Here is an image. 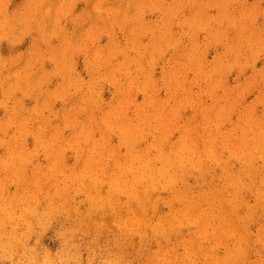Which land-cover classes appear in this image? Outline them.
Instances as JSON below:
<instances>
[{"label": "rangeland", "instance_id": "1", "mask_svg": "<svg viewBox=\"0 0 264 264\" xmlns=\"http://www.w3.org/2000/svg\"><path fill=\"white\" fill-rule=\"evenodd\" d=\"M0 1L2 2V3L0 2V7H1V9H0V15H1L0 16V21H1L0 23H1V25L0 26L2 27V28L0 27V51H1L0 53H2L0 55V60H3V61H0L1 62L0 70L2 69L0 71V117H1V119H0V124H1L0 132L2 131L0 133V135H1L0 136V142H1L0 143V159H1L0 160V173H1L0 174V199H1L0 200V220H1L0 221V223H1L0 224V264H228V263L229 264H249V262H251V264H264V237H263L264 236V230L262 232V229H261V225L264 224V221H263V219H264V210H263L264 208L263 207L264 206H262V204L264 205V201H263L264 197L261 196L264 194V178H263L264 177V157H263L264 156V153H263L264 149H262L264 147L263 146L264 145V139H263L264 138V29H263L264 28V25H263L264 24L263 23L264 22V0H257V1L256 0H213V2L211 0H207V2L210 1L209 5L206 2V0H185V1L181 0L182 2H180V0H164V1L163 0H146V1L142 0L143 4H144V1L146 2L144 4L145 7L141 3L142 1H140V0L139 1L138 0H130L128 2V4H127L128 0H126V1L125 0H103V3H101V0H95L97 2H95L94 0H84V1L83 0H75V2L73 0H71L72 1L71 2L69 0L70 3H69V1H65V0L63 1L62 0L61 3L64 2L63 3L64 5H62L60 3V0L59 1L58 0H50V3L52 4V6H51V4H49V0H43L42 3L41 2L39 3V1H41V0L37 1L38 3L36 2V0H34V2L33 1L31 2V0H27V1L26 0H0ZM5 1H7V2H5ZM93 1L95 2V4L98 3V5L97 4L95 5L96 7L93 6V4H92ZM133 1L134 2L137 1L138 5L135 4L136 2L134 3ZM156 1H157V3L158 2H160V3L157 4ZM29 2H30V7H28ZM35 2L37 4L36 6H35ZM73 2L75 4L74 5L75 7L72 5ZM117 2L119 4H117ZM3 3L4 4L7 3V8H8L7 12H6V7L4 8V10H2L3 6H5V5H3ZM16 3H17V5H16ZM46 3H47V5H49V7L46 5ZM58 3H60V6L61 5L64 6V8L65 7L67 8V6H68L67 3H69V6L67 9H64V8H61L62 6L60 7V6L56 5ZM66 4H67V6H65ZM107 4H109L108 7H107ZM111 4H112V6L110 8ZM115 4H116V6L118 5L117 9H116V6H114ZM26 5L28 8L26 7ZM100 5H101L102 9H100ZM103 5H105V8H103ZM179 5H181V6L178 7ZM201 5H203V6H201ZM33 6H35V7H33ZM56 6H58L57 9H56ZM72 6H73V8H72ZM97 6H99V8H97ZM124 6H125V8H124ZM133 6H134V8H133ZM44 7L46 9H44ZM59 7L62 10L58 9ZM69 7H71L74 12H72V10L69 11L68 10ZM175 7H176V9H175ZM195 7H198L199 10L201 8L203 10V13L201 10V11H199V13L200 12L201 13L196 15V13H198V10H197L198 8L196 9ZM203 7L207 11L204 12ZM239 7H241V8H239ZM22 8L25 10L29 9V11L24 10L25 12L22 11V13H20V11L23 10ZM33 8H35V9H33ZM74 8H76V9L74 10ZM219 8H222L221 9L222 11L219 10L221 12H227L228 11L231 14L230 15L231 17L236 16V17H234L235 19L238 18V20H239V18L241 16V20H239V21H243V23H244L243 29L241 31L236 30V28L238 26H234V24H232L227 18L218 17V16H221L220 15L221 13L218 12ZM224 8L226 11L223 10ZM238 8H239V10L244 8L243 10L245 13L243 12V10L239 11ZM40 9H42L43 11L42 10L39 11ZM114 9H116V10H114ZM134 9H137L138 11L135 10V13H133ZM164 9H165V11H164ZM178 9H180L179 12H178ZM57 10H59V11H57ZM65 10H67V11H65ZM96 10L99 12L98 16L100 19L99 23H98V28L95 27L97 25L98 21L97 22L94 21V19H96V17H97V11ZM105 10L107 11V13L104 12ZM190 10L192 12L193 11L194 12L190 13L191 12ZM196 10H197V12H196ZM231 10H233V14H232ZM236 10L238 12H235ZM62 11L66 12L65 13L66 17L64 16L65 15L64 12H62ZM82 11H83V13H85V15L82 13ZM117 11H119V14ZM126 11H128L129 14ZM144 11H145V13H144ZM5 12L8 14L7 17H6ZM32 12H34L35 15H33L34 13L32 14ZM44 12H46V13L48 12V13L46 14ZM55 12H58V13L60 12L59 16L61 15V13H63V15L59 17L57 15L58 13H56V15H55ZM70 12H72L73 16L70 14ZM123 12H125V13H123ZM217 12H218V14H217ZM262 12H263V14H262ZM10 13H13V14H10ZM19 13H20V16L18 15ZM29 13L33 16L29 15ZM136 13L139 17L135 16ZM176 13H178V14H176ZM240 13L242 15H240ZM243 13L246 16H244ZM106 14H108L109 18L107 17ZM109 14H110V16H109ZM120 14L122 17H120ZM191 14L193 16H195L194 17L195 19L194 18L188 19L189 16H190V18L193 17ZM234 14H236V15H234ZM13 15L16 17V18L14 17L15 19L13 18ZM24 15L25 16L28 15V17H25ZM41 15H44V16H41ZM46 15L48 17H45ZM53 15L58 17L59 22H58L57 18H53ZM74 15H75V17H74ZM80 15L81 16L84 15V16H82L83 18L80 17ZM129 15H130V17H129ZM133 15L136 18L133 17ZM202 15H203V17H201ZM21 16L22 17L24 16L27 19H25L24 17L22 18ZM19 17H21L23 20H20L21 18L19 19ZM40 17L42 18L43 21L40 19ZM43 17L45 20L43 19ZM161 17L162 18L164 17V19H162ZM165 17H166V20H165ZM196 17H197V19H196ZM200 17H201V19H200ZM101 18H103L104 20ZM114 18H116V19H114ZM120 18H122L124 23L122 22V20ZM127 18H129V19H127ZM172 18H173V20H172L173 22L171 21ZM206 18H208V19L206 20ZM222 18H223V20H222ZM24 19L27 21H25ZM76 19L79 22H77ZM182 19H183V21H182ZM210 19H212V20L210 21ZM218 19L222 20L224 22H222V24H221V22ZM5 20L7 21V23L3 22ZM37 20L39 22H37ZM75 20H76V22H75ZM82 20H84V22ZM96 20H98V18ZM111 20L115 23H113ZM169 20H170V22H169ZM208 20H209V24H207ZM9 21H11V23H9ZM54 21H55V24H65L66 25V26L62 25V27H61V29L62 28L64 29V32L62 31L63 29L61 30L57 25H54V26L52 25V24H54V23H52ZM154 21H155V25L153 27L152 23H154ZM72 22H75L76 24L72 23ZM107 22H109V24ZM134 22H136V23H134ZM180 22H184V23H182L184 25H181ZM38 23H39V25H38ZM110 23H112L111 26H110ZM204 23H206V25ZM42 24H45L42 27L43 30L41 28ZM131 24H133L132 26H135V24L137 26L139 25L138 28L140 29V31L136 26L135 27L130 26ZM230 24L232 25V27L230 26ZM89 25L92 28H90ZM92 25H94V26H92ZM142 25H143V27L141 28ZM201 25L203 28H201ZM25 26H27V28H30V29H28V30L25 29ZM38 26H40V27H38ZM55 26H57V27H55ZM63 26H65V27H63ZM109 26H110V28H109ZM112 26L114 27V29H112ZM124 26L125 27L127 26L126 29ZM162 26H164V27L162 28ZM168 26H170V27H168ZM171 26H172V28H171ZM255 26H257V27H255ZM4 27H6V28H4ZM45 27H47V28H45ZM68 27H69V29H68ZM131 27H132V30H129V29H131ZM151 27H152L153 31H152V29H150ZM48 28L49 29L51 28V31H49ZM53 28L56 29V32H55V29H53ZM84 28H86V29L88 28L89 30L88 29L86 30ZM123 28H124V30H123ZM168 28H170L171 30L170 29L168 30ZM195 28L196 29L198 28L197 29L198 31ZM6 29H7V31H6ZM46 29H47V31H45ZM59 29H60V31H59ZM65 29H67V30H65ZM79 29L81 31L83 30L82 31L83 34L81 33V31ZM100 29L102 31H100ZM190 29H192V31ZM219 29H221V30H219ZM237 29H239V27ZM29 30L30 31L32 30V31L30 32ZM133 30L134 31L137 30V31L134 32ZM23 31L25 33L29 32L31 34L27 33L26 37H25L24 36L25 33ZM38 31H40V33ZM86 31L87 32L90 31V32H88L89 33L88 35L85 34ZM131 31L133 32V34H130ZM166 31H167V33H166ZM247 31H249V32H247ZM3 32H5L4 33L5 36L3 35ZM95 32H98V33H95ZM100 32H102V33H100ZM250 32L252 35L250 34ZM57 33H59V35ZM66 33H67V35H66ZM99 33H100V35H97ZM128 33L131 36H134V37H132L133 39L135 38L134 41L132 38L129 37L130 35ZM136 33H137V35H135ZM22 34H24V35L22 36ZM31 35H33V36H31ZM50 35H52V36L54 35V37L52 38V36L50 37ZM57 35H58V37H57ZM62 35L64 36V38L61 40ZM65 35L67 36V38L65 37ZM68 35H69V37H68ZM114 35H116V36H114ZM161 35H162V37L160 38V40H158ZM164 35L167 37H165ZM221 35H222V37L220 39ZM225 35H226V37H225ZM15 36H16V39L14 38ZM47 36H48V38L45 40V38ZM83 36L86 37L85 41H87V38L89 36V38H88L89 40L87 42L83 41L84 40ZM192 36H194V37H192ZM246 36H248V37H246ZM81 37H83V38L81 39ZM115 37H117V38H115ZM140 37H142L143 39H141ZM170 37L172 38L173 41H170L171 40ZM95 38L97 39L96 41H95ZM118 38H119V40H118ZM250 38H253V39H250ZM25 39H26V41H24ZM32 39H33V41H31ZM48 39H54V40L50 41ZM105 39L108 40V41L106 40L107 42H109V41L111 42L112 40H114L113 42H111V44H114V43H116V44L111 45V44H109L110 43L109 42L108 44L110 46L107 44L109 46L108 47L106 45L107 42H104ZM115 39H117L118 41ZM139 39H140V41H139ZM14 40L15 41L18 40L17 41L18 43L16 42L15 45L11 43V41H14ZM135 40L137 41V44H136ZM176 40L178 42L180 41L181 43H178V42L176 43ZM43 41H45V42H43ZM60 41H63L61 43H63V45L65 47L64 46L62 47V44L59 43ZM65 41H67V42L65 43ZM80 41H81V43H80ZM82 41H83V44L89 43L88 44L89 46L88 45H82ZM119 41H120V43H119ZM155 41L157 42L156 44H155ZM188 41L193 42V43H190V44H193L192 48L190 45L187 44ZM55 42H57V43H55ZM34 43H36V45H37V43H39L38 46H40V48L41 47L42 48L41 49L38 48L39 50H37V51L34 50L35 48H32V47H38V46L34 45ZM40 43L42 46L40 45ZM78 43L80 45H82L81 48H80V45ZM138 43H140V46L138 45ZM163 43H164V45H163ZM73 44H77V46L73 45ZM133 44L134 45L136 44V45L133 46ZM50 45L52 48L50 47ZM96 45L101 46V47L99 46L100 48L99 47L96 48L98 50L100 49L99 52H97V54H99L100 56H98L97 54H93V53H95L94 47H97ZM186 45H188V46H186ZM54 46H56V47H54ZM111 46H114V48H112ZM174 46H176V48ZM185 46H186V49H185V54H184L183 51H184ZM214 46H217L218 48L214 47ZM67 47H68V49L72 50V51H69V53L71 52L70 54H72V52L74 51V54H72L73 57L70 58V59H74V60H72L73 62L69 59V57H71V56L70 55L68 56L69 53H68ZM89 47H90V49H89ZM147 47H148V49H147ZM149 47L150 48L152 47L153 50L150 49ZM164 47H165V49H164ZM234 47L236 48V50H234L235 49ZM49 48L52 49L53 53H51L49 51V55H48L47 50ZM87 48H88V50H86ZM101 48H102V50H101ZM105 48L107 50V53H106ZM142 48H143L144 52L141 50ZM181 48H182V51H181ZM188 49H190V50H188ZM28 50H30V51H28ZM40 50H42V52ZM89 50H90V52L88 53ZM178 50L181 51V53ZM226 50H228V51L226 52ZM33 51H34V53H33ZM35 51H36V53H35ZM55 51L58 52L59 54L55 53ZM113 51H115V52H113ZM141 51H142V53H140ZM192 51H193V53H190ZM91 52H93L92 54L94 56L96 55L97 57L91 56ZM148 52H149V54H148ZM175 52H177V53H175ZM186 52H187V54L189 52V54L187 55ZM19 53H20V56H19ZM21 53H22V56H21ZM29 53H31V54H29ZM105 53H106V55H105ZM152 53H154L153 57H152ZM33 54H37V55H33ZM44 54H45V56L46 55L47 56L45 57ZM109 54H111V55L109 56ZM14 55L17 58H14ZM32 55H33V57L36 56V57H34V60H33ZM103 55H104V57L102 59ZM184 55H186L185 56L186 58L184 57ZM193 55L195 57H197L198 60L200 59L199 63L195 64L193 62L194 63L193 64L192 62L189 61V60H191V58H192L191 56H193ZM29 56H30V58H29ZM107 56H109V57L106 58ZM147 56H148V58H146ZM19 57H20V59L18 61ZM26 57H28L27 60H25ZM31 57H32V59H31ZM43 57H45L44 60H43ZM88 57H90V58L88 59ZM171 57H173V58H171ZM35 58L37 61H35ZM95 58H97L96 61L99 58L98 63L100 62L99 63L100 66L98 64H94L96 62H92L95 60ZM111 58H112V60H111ZM125 58H126V60H125ZM132 58H133V60H132ZM151 58H152V61H151ZM13 59H16L14 63H13ZM127 59L128 60L130 59L131 62L129 63V61ZM172 59L174 62L172 61ZM182 59L183 60L185 59V61H183ZM10 60H12V61L10 62ZM28 60H29V62H28ZM41 60H43L45 63L43 61L41 63ZM186 60L188 62H186ZM31 61H33V62L31 63ZM67 61L70 62L69 65H68L69 62H67ZM102 61L105 63H103ZM142 61H143V63H141ZM26 62H28V63H26ZM71 62H72V64L74 63V68L72 67L73 65L71 64ZM126 62L131 64V66H128ZM6 63H7V66H6ZM21 63L24 64L25 68L26 67L28 68V69L26 68L27 71L24 70L25 69L24 67H21ZM110 63L112 64V66ZM115 63H117V64L115 65ZM172 63H174V65ZM200 63H203V64H201V66H200ZM13 64H15V65H13ZM186 64H187V66H186ZM198 64L200 67H203L202 70H201V68H199V70L197 68H195V67H198ZM43 65H44L45 69L43 68ZM118 65L120 68H118ZM142 65H145V66L142 67ZM182 65L184 66V68L182 67ZM193 65H195V66H193ZM40 66L43 69V71L45 70L44 72H45L46 76H45L44 72H41L42 70H41ZM46 66H48V67H46ZM109 66H111L110 70H113V71L109 70V68H108ZM125 66H126V68H125ZM188 66H189V68H188ZM8 67H9V69H8ZM36 67H37V69H36ZM55 67H58V68L55 69ZM65 67H66V69H65ZM87 67L89 69H87ZM128 67H131V68L129 69ZM6 68H7V70H6ZM11 68H12V70H11ZM107 68H108V71L106 70ZM13 69H16V70L18 69L17 71L21 72L22 74L17 73L16 71H14V73H13ZM136 69H138V70H136ZM171 69H173V70H171ZM176 69L178 71H176ZM195 69H196V71H193ZM115 70H117V71H115ZM147 70H148V72H147ZM170 70L173 72H170ZM200 70H201V74H200ZM3 71H5V72H3ZM32 71L34 72V74ZM82 71H84V72H82ZM174 71L177 74L176 77H175V74H173ZM206 71H207V73H205ZM58 72H59V74H58ZM110 72H112V73L110 74ZM145 72L148 74H146ZM1 73H3L4 76ZM41 73L44 76V78H43V76H40ZM81 73H83L84 75ZM28 74L29 75L31 74V75L29 76ZM37 74H38V77L40 76L43 80L41 78H38ZM107 74L110 76H108ZM112 74L114 76H112ZM12 75L14 77L16 76L15 78L18 81H16ZM48 75L49 76L51 75V77H49ZM75 75H76V77H75ZM129 75L133 76L132 77V79L134 78L133 81L130 78L131 76L129 77ZM178 75H180V78ZM126 76H128V77H126ZM145 76L147 78H145ZM150 76H151V79H150ZM113 77H115V78L113 79ZM141 77H144V80L141 79ZM171 77H174V78H171ZM22 78L24 80H22ZM30 78L32 80H30ZM40 79L43 81V82H41L42 84L41 83L39 84V83H37V81H35V80L39 81ZM49 79H51V80H49ZM81 79L83 80V82ZM173 79H175V80L173 81ZM14 80H15V83H13ZM21 80H22V82H21ZM65 80H66V82L64 83ZM67 80H69V82ZM80 80H81V82H80ZM99 80L101 81V83ZM103 80H104V82H103ZM125 80L127 81L128 84L122 85L123 83H125ZM128 80H130V81H128ZM142 80L145 83L147 82V84L143 83ZM7 81L10 84H13V85H10V87H9L10 90H7V89H9V88H7L9 86V83H7ZM62 81H63V83H62ZM138 81H142V82H138ZM171 81H173V82H171ZM175 81H176V83H174ZM184 81H185V83H184ZM129 82L131 85H129ZM181 82L184 84H182ZM35 83L37 84V86L35 85ZM66 83L67 84L71 83V85H67ZM137 83H139V84L143 83L142 84L143 87L140 85L142 87V90H141V87L139 85H137ZM14 84H16V86H14ZM81 84L83 87L81 86ZM152 84H154V85H152ZM90 85H91V87H90ZM204 85H206V86H204ZM5 86H7V87H5ZM69 86L71 87V90H70ZM126 86H128L130 88H127ZM179 86H181L180 87L181 89H179ZM29 87H31L32 89H30ZM23 88H24V90L26 88V90L24 91ZM28 88H29V92L27 90ZM45 88L48 89L47 95L45 92V90H47V89H45ZM176 88H178L179 90ZM93 89H95V90H93ZM128 89H130V90H128ZM152 89L154 90L153 91L154 94H156V93L158 94L157 96L153 95V93L151 91ZM126 90H128V91H126ZM147 90H148V92H147ZM155 90H157V91H155ZM113 91L115 92V94ZM5 92H8V94ZM9 92H12V93L9 94ZM24 92H28L29 94L24 93ZM116 92H119V95L117 93V96H120V97L123 96L122 98H119L121 100V102L117 98ZM151 93H152V95H149ZM166 93H167V95H166ZM183 93H184V95H183ZM6 94L8 95V97ZM21 94H22V96H21ZM30 94H32V96ZM33 94L35 97L33 96ZM49 94H50V96H48ZM128 94L131 96H129ZM176 94H177V96H176ZM186 94H188L187 95L188 97L186 96ZM27 95H28V97H27ZM36 95H37V97H36ZM43 95H45L44 97H46V99H44V97H42ZM58 95H59V97H58ZM20 96L22 99L20 98ZM39 96H40V98H39ZM47 96H48V99L50 102L48 101ZM82 96H83V98H82ZM124 96H125V98H124ZM150 96L152 97L151 99H149ZM78 97H80V98H78ZM96 97H98L99 99L97 100ZM127 97L130 101L128 99H126ZM129 97H131V98H129ZM23 98H24V100H23ZM50 98H52V99H50ZM69 98H71V99H69ZM123 98H124V100H123ZM145 98H148V99H145ZM180 98H182V99H180ZM67 99H69V100H67ZM74 99H75V101H74ZM109 99H110V101H109ZM131 99H133V100L131 101ZM143 99L145 101H143ZM156 99L158 101H156ZM178 99H180L182 102H180V100H178ZM80 100L82 102L81 105L79 104ZM100 100H101V102H100L101 105H99ZM159 100H160V102H159ZM177 100H178L179 104L177 103ZM19 101H21L23 103L20 104ZM40 101H41V103H40ZM114 101L117 103H115ZM17 102L20 104V109L18 108L19 106L18 107L16 106L18 104ZM48 102L49 103L52 102V103L50 105H47V104H49ZM88 102L90 105L87 104ZM108 102L111 103L112 107ZM118 102L121 103L120 104L121 106L119 105ZM25 103H27V104H25ZM43 103L46 105H44ZM68 103H70V104L68 105ZM74 103L76 104V106ZM141 103H142V105H141ZM182 103H183V105H182ZM200 103H202V104H200ZM22 104L24 107L21 106ZM55 104H56V106H55ZM72 104H74V105H72ZM77 104H78V106H77ZM91 104H92V106H91ZM173 104H174V106H173ZM180 104L182 105V106H180L181 108L179 107ZM39 105H41V109H40ZM37 106H38L39 110L36 108ZM72 106H74V107L72 108ZM107 106L108 107L110 106V107L108 110H105L108 108ZM124 106H125V109H124ZM156 106H158V107H156ZM214 106L215 107L218 106L216 108L218 111H220V114L219 113L217 114V110L214 111L215 110ZM22 107H23V109H22ZM199 107L204 108V110H201ZM220 107H222L221 109H223V111L220 110ZM17 108H18V110H17ZM63 108H64V110H62ZM69 108H71V109H69ZM77 108H79V109H77ZM113 108H116L117 110L115 111V109H113ZM173 108L174 109L178 108V110L176 111V109L174 110ZM207 108H209V109H207ZM65 109L69 110V111L71 110L70 111L71 113L73 111L72 109H74L76 112L73 111L72 114L69 112L70 113L69 114V113H66L68 111H65ZM101 109H102L103 114L101 112ZM27 110H29L31 113ZM43 110H45V111H43ZM78 110L79 111L81 110L80 113L78 112ZM120 110H122V111H120ZM142 110L145 112L144 116H143L144 112L142 113ZM25 111H26V113L23 114V112H25ZM62 111H64L63 113H66V116L62 113ZM104 111H107V113ZM111 111L113 113L114 112L118 113V115H113ZM205 111H206V113H205ZM121 112H122V114H121ZM203 112L205 115H202ZM212 112H214L216 115H214V113L211 114ZM86 113L90 116H88ZM94 113H96V114H94ZM116 113H114V114H116ZM1 114L3 115V117ZM6 114H8L9 117L5 116L6 118L4 119V115H6ZM26 114L28 116L33 114V115H31L32 118L31 117H30L31 119L27 118ZM148 114H149V117H147ZM48 115H51V116L48 117ZM67 115L69 116V118ZM70 115H71V117H73L72 119L70 118ZM101 115H102V117H100ZM42 116H45L46 118L42 117ZM84 116H86L87 118H85ZM93 116H95V119ZM165 116H169V117H167L169 122L167 121V118H165ZM17 117L19 118V120ZM51 117H53L54 122H53ZM74 117L76 119H74ZM79 117H80V119H79ZM88 117H89V120L92 119L94 121L93 122L91 120L93 123H98L97 127L95 126V124H92L90 121L87 123ZM143 117H145V118H143ZM40 118H43L45 122L43 121V119H42L43 122H41ZM66 118L68 121L66 120V123H65L66 128H65L63 126L64 125L63 122L65 121ZM83 118H85V119H83ZM121 118L124 119L125 125L127 124V127H131L129 130L126 131V134H124V135H120V134L118 135L117 134L120 132V129H118L116 127L118 126L117 124L121 120ZM206 118H208V120ZM16 119H17V121H15ZM45 119H47V120H45ZM49 119H50V121H49ZM149 119H151V120L149 121ZM20 120H21V122H20ZM36 120L39 121V123L41 122L40 123L41 127L38 125L39 123H37ZM157 120H159V121H157ZM256 120L258 122H256V124H255L254 122ZM71 121H73V122H71ZM81 121H83V122H81ZM96 121H98V122H96ZM102 121L104 122L103 125H102ZM156 121L158 124L155 123ZM165 121L167 122L166 123L167 126L165 125ZM80 122H81V126L79 127ZM8 123H9V125H8ZM69 123H71V124H69ZM89 123H91V125ZM138 123H139V125H138ZM16 124H19V126ZM36 124H37L38 128H37ZM57 124H60V125H57ZM154 124H156L157 126L155 127ZM257 124L258 125L260 124V125L258 126ZM75 125L77 126L76 128H75ZM104 125H105V127H104ZM255 125H257L258 128H260V131L257 130L258 128ZM45 126H47V127L51 126L49 129V132H48L47 127H45ZM91 126H93L95 128V131H94V128H91ZM136 126H137V128H136ZM32 127H34V128L32 129ZM52 127H55V128L52 129ZM87 127H89V131L91 133V134H89V131L85 130V131H87L86 132L87 134L85 136L89 137L88 142L85 140L86 137L84 136V134H85L84 129H88ZM111 127L114 128V130ZM164 127H165V129H164ZM167 127H169V129H167ZM8 128H9V130H8ZM40 128H41V132H40ZM100 128H102L103 130L101 131ZM104 128L107 131L106 133H105ZM107 128H108V130H110V129H112V130L108 132ZM132 128L136 132H133ZM143 128L146 129L145 130L146 132L143 131L144 130ZM183 128H184V130H183ZM74 129L76 130V134H75ZM153 129H154V131H153ZM185 129H187V130H185ZM189 129H190V131H189ZM7 130L10 132H8ZM25 130H27V131H25ZM34 130H35V132H34ZM70 130H71V133H70ZM77 130H78V132H77ZM161 130H162V132H161ZM194 130L196 131V136L194 135L195 134ZM16 131H17V133H16ZM44 131H45V133H44ZM166 131L169 132V134ZM180 131H181V133H182V131L184 133V134L182 133L183 135L182 134L181 135L185 139L183 144L186 145L184 148V151H183V153L185 155L184 156L185 161L183 160L184 162H183L182 166H176V163L173 166L171 165V168H170L171 169L170 170L171 175L170 176L171 177L173 176V179H174V180L172 179L173 182L171 180L170 182H168L169 185L168 184L166 185L165 183H163L162 178L160 179L159 176L156 175V177L154 176L153 179L157 180L156 182L158 184L154 183L155 181L152 179L151 184L149 185L148 182L146 181V178L143 176V177H141L142 178L141 182L143 181L144 183L143 182L138 183L137 187H135V188H137V191L135 190V192L132 195L133 200H130L129 196L131 197L132 193L130 195H127L126 192L119 190V185H124L125 182H127L132 175V172L130 169L131 167L129 168L128 165H130V164L132 165L131 161H133L134 164L132 166L136 165V167H139V166L146 165L145 163H147L146 161L148 160L151 162L150 163L148 162L147 164H150V166H152L153 168H156V170L154 169V172H156V174H157V170L160 169V167L162 165L161 159L160 158L158 159V157H156V156H158L157 153H159L160 151H162L163 153L164 152L166 153V151L169 148L170 150H168L167 153L170 154L171 156H173L174 155L173 150H175V147H177L176 143L179 145V147H181L180 144L183 141V138L181 137V135L179 136ZM50 132L51 133L55 132V133L54 134L52 133V135H51ZM92 132H94V134ZM98 132L102 133V135H105V137L104 136L101 137L102 135H100ZM127 132L130 135L127 134ZM187 132H189V133H187ZM36 133H39V134H36ZM48 133H50V134H48ZM103 133H105V134H103ZM109 133L110 134L112 133V135H109ZM134 133H136V136L134 135ZM161 133H163L162 134L163 138H160ZM191 133H192V135H191ZM256 133H258V134H256ZM45 134L47 135V137ZM69 134L71 136H69ZM74 134L76 136L75 137L76 139H74ZM164 134H166L165 135L166 137L167 136L168 137L171 136V137L170 138L167 137L168 139H166ZM260 134L262 136H259ZM44 135H45V137H44ZM48 135H49V137H50V135L52 137L50 140H49ZM72 135H73V139H72ZM93 135H95V136H93ZM132 135L135 137H133ZM143 135H145V136H143ZM57 136H60V137L57 138ZM119 136L121 137V140L119 139L120 138ZM129 136H131V137H129ZM65 137H67L68 139H65ZM69 137H70V139H69ZM90 137L95 139V140L90 139ZM156 137L158 139H156ZM180 137L182 138L181 142H179L180 141L179 139L176 140V138H180ZM203 137H205V138H203ZM28 138H30V139H28ZM111 138H112V140H111ZM134 138H136V140ZM191 138H192V140H191ZM207 138H209V140H208L209 143L206 141ZM98 139H99V141L101 140L103 143L99 142ZM102 139H105L104 141H105L106 145ZM132 139H134V141H132ZM165 139L167 140V142ZM197 139H199V140H197ZM37 140H39L41 143H39ZM65 140H67L66 144H65ZM68 140L69 141L71 140L73 142H69ZM75 140H76V142H75ZM91 140H92V142H91ZM129 140H131V141H129ZM260 140L263 142H260ZM14 141L17 142L18 144H20V145H18V147L20 149L17 148V143H15ZM53 141H54V143H53ZM96 141H97V143H96ZM136 141H137V143H136L137 145L135 143H133ZM157 141H158V143H160L162 141L159 145V147L161 146L160 148H162V146H163L162 150H160V148L158 150ZM211 141H212V143H211ZM89 142H91L92 145ZM119 142H120V144H119L120 149L118 148ZM128 142H129V145L127 146ZM131 142L133 143V145H135L136 149L133 148L134 146L132 145ZM189 142H191V143H189ZM205 142H206V144L208 143V146L212 147L213 150H212V148L210 150L206 149V147L207 148H209V147L206 146ZM56 143H58V144H56ZM62 143H64L65 145H63ZM86 143H87V145H86ZM100 143H101V146H100ZM6 144H9V145H6ZM108 144H110V145H108ZM164 144H165V146H164ZM195 144H196V147H195ZM1 145H3V146H1ZM11 145H13V146L11 149H9L11 147ZM57 145H59L60 147H58ZM107 145L109 148L108 151H111V154L108 151L106 153V148H107L106 146ZM4 146H6V148L8 146V150ZM86 146H87V149L89 148L90 150L93 151V154H92V151L89 150L90 153H89V151H87ZM96 146H97V148H96ZM190 146H191V148H189ZM197 146H199L201 149ZM35 147L37 148V151H36ZM61 147H62V150H60ZM92 147H94V148H92ZM115 147L117 149H115ZM129 147H132V148H130L128 150ZM149 147H150V149H149ZM21 148H22V150H21ZM145 148H147L146 152H145ZM194 148H197V149H194ZM198 148L201 151V154H200ZM4 149H6V150H4ZM113 149H115L116 152L117 151H119V152L116 153L115 151H113ZM189 149L194 150V152H197V153H194L195 158L193 160H191L187 157L188 151H190ZM258 149H259V151H258ZM120 150H121V152H120ZM143 150L145 153H143ZM157 150H158V152H157ZM5 151H6V153H8L6 156H5ZM8 151L11 153H9ZM102 151H103V153H102ZM133 151H135V152L138 151V153H135V154L133 153L134 155L137 154V156L130 158L131 153ZM150 151H151V153H150ZM206 151H210L211 154H209V152H206ZM1 152H3V153H1ZM112 152L114 155L112 154ZM126 152H127V154H125ZM81 153H83V154H81ZM84 153H85V155H84ZM86 153L88 156L89 155L90 156L88 157L86 155ZM99 153H102V154H99ZM104 153L107 156H105ZM146 153H148L149 155L147 154V156H143L144 154L146 155ZM9 154H10V156H9ZM63 154L65 155V157ZM103 154L105 157L103 156ZM121 154L124 156H122ZM91 155H92V158L95 159V161H94V159L91 158ZM101 155H102V157H101ZM111 155H113V156H111ZM126 155H127V157H126ZM128 155H130V156L128 157ZM153 155H154V159H153ZM26 156L28 157V159L25 158ZM37 156H38V158H37ZM85 156L87 157V159H89V162L86 160ZM96 156L98 157V159H96L97 158ZM110 156H111V159L109 158ZM148 156L150 157V159L152 158L153 160L152 159L150 160ZM201 156H202V161L199 160V158L201 159ZM15 157H16V159L14 160ZM114 157H116V159ZM120 157L122 160L120 159ZM141 157H144L145 159L141 158ZM57 158H59V159H57ZM81 158H82L83 162H81V160H79V162H80L79 163L78 159H81ZM101 158L105 161H103ZM113 158L115 160H117L118 162L121 160V163L122 162L124 163L125 158H126L125 162L130 161L131 163L130 162H129L130 164L124 163V164H122V166H123L122 167L120 165V162H119V164L114 163L115 160L113 161V163H111L112 162L111 160H113ZM129 158H130V160H129ZM138 159H139V161H138ZM4 160H6V161H4ZM84 160L86 161V163ZM92 160L95 163H92ZM97 160L99 162L103 161L104 163L103 162L99 163ZM143 160L145 163H143ZM203 160H204V162H203ZM117 161H115V162H117ZM134 161L135 162L137 161V162L135 163ZM140 161H142V164L141 163L139 164ZM158 161H159V163H158ZM193 161H195L198 164L205 163V165L201 164L202 166L199 165L200 167L196 168L193 164ZM49 162H51L53 167H50L51 164ZM108 162H109V164H108ZM89 163H90V165H89ZM153 163L156 167H154ZM80 164L82 167H84V166L85 167L87 166V167L83 168L84 170L79 169L81 167ZM95 164H96V166L93 167V165H95ZM100 164L102 165L103 168L101 167ZM114 164H117L116 165L117 167L120 165L119 166V169L121 170L120 174H119V172H117L118 174L116 175V173H115L116 169H117V171H120V170L118 168H115L116 166H113ZM23 165H24V167L22 168ZM98 165H100V166H98ZM111 165H112V167H111ZM126 165L129 169L124 168V167H126ZM27 166H28V168H25ZM91 166L93 168H95L96 171H93L94 169ZM190 166H191V168H190ZM202 167H204V168H202ZM109 168H112L113 170L115 168V170H114L115 172ZM122 168L124 169V172H123ZM252 168H253V170H252ZM41 169H42V171H40ZM57 169H59V170H57ZM77 169H78V171L80 170V173L82 171H84L85 173L88 171L87 172L88 174L86 173V175H85L86 178L83 176L85 178V180H81V179H83V177L82 178L80 177L83 175V173L80 176L78 175V177H77V175H76L78 173ZM126 169H127V172H125ZM97 170H98V172L100 170V173L103 171V173L99 175V173H97ZM107 170L113 171V173H114L113 176L114 175H116V176H114V177L111 176L112 172L110 171L111 172L110 173ZM56 171L58 174L56 173ZM58 171H60V172H58ZM64 171H66V173ZM90 171H91V173L96 172L94 174H97V175H94V174H93V176L90 175ZM176 171L178 172V174L176 173ZM39 172H41L42 174H45V175H48L50 173L49 175H51V176L48 175L49 177L47 176V178L45 176V178L47 180H44L45 179L43 177L44 175H42L41 173L39 174ZM47 172H49V173H47ZM204 172H206V173L204 174ZM7 173H8V175H7ZM71 173L73 175H71ZM80 173H78V174H80ZM172 173H175L176 175L180 176L179 179H178V176L176 177ZM241 173H242V175H240ZM253 173H255V174H253ZM35 174H37L39 176L41 175L40 178H39V176L36 175L35 176L36 179H35L34 178ZM55 174L57 176H55ZM63 174H64V176H63ZM122 174L127 175V176L129 175V177L124 176ZM187 175H189V176H187ZM22 176H24L27 179H24V177H22ZM58 176H59V179H58ZM94 176H95V178H94ZM123 176L126 178V180ZM186 176L188 179H186ZM4 177H5V179H4ZM62 177L63 178L66 177L67 181L65 179H63ZM89 177L92 180H95V182L90 180ZM97 177L98 178L100 177L101 179H104V180L100 179V181H98ZM109 177H111L112 179L117 178L118 181L116 182V180H111V178H109ZM243 177L245 179H247V180L244 179L245 182L243 181ZM50 178H52V179H50ZM76 178H78L79 180H77ZM107 178L110 180L108 181ZM226 178H227V180H226ZM14 179H16V180H14ZM48 179H49V181H48ZM86 179L90 180V181L87 183ZM106 179H107V181H106ZM123 179L125 180V182H123L124 181ZM2 180H6L7 183L4 181L2 183ZM21 180L23 183L21 182ZM38 180H39V182H37ZM76 180H77V182H76ZM80 180H81V182H83V181L84 182L86 181V182L85 183L83 182V184H81V182H79ZM178 180H179V182H178ZM70 181H71V183H70ZM96 181H98L99 183L102 182L104 184H102V183L98 184V182H96ZM114 181H115V183H114ZM68 182H69V184H68ZM92 182H93V184H92ZM176 182H178V183H176ZM253 182H254V184H253ZM4 183H6L7 186H5ZM17 183H19V185ZM27 183H29L31 186L30 185L28 186ZM43 183H45V184H43ZM95 183H96V186H95ZM113 183L116 186L115 185L111 186V185H113ZM203 183H204V185H203ZM22 184H23V186H22ZM25 184H27L26 185L27 189L24 187ZM90 184L93 185L92 188H89ZM117 184H118V186H117ZM151 185H152L151 189L153 191H154V189L156 190V191H154V193L156 192L155 194H153V192H151V189L149 188ZM153 185H155L154 188H153ZM164 185L166 187L167 186L168 187L164 188ZM140 186L142 188H140ZM189 186H190V188H189ZM30 187H31V189H28ZM96 187H99L101 189L100 192H102V193L97 191L96 189H98V188H96ZM109 187L112 188L114 193H112V190ZM114 187H117L116 190L114 189ZM159 188H161V189H159ZM251 188H252V190H251ZM25 189H26V191H25ZM44 189H45V191L47 190L46 192L49 191L50 197L48 195V198H47L46 195L48 193L46 194ZM62 189H63V191H61ZM67 189H69V193L67 192L68 191ZM109 189L111 191H109ZM149 189H150V191H149ZM185 189H186V191H185ZM246 189H248V191L245 192ZM1 190L4 193H2ZM29 190H30V193H29ZM138 190L139 191L141 190L140 191L141 194H140V192H138ZM161 190H162L163 194L161 193ZM35 191H36V193H35ZM60 191H61V193H60ZM158 191H160V192H158ZM164 191H166V192H164ZM181 191L183 193H180ZM220 191H222V192L220 193ZM26 192H27L28 196L27 195H25V196H27L28 199H26L27 197H24V193L26 194ZM65 192H67V193H65ZM137 192L140 195L136 194ZM148 192H149V194H148ZM37 193H39V194H37ZM111 193L113 195L115 194L114 198H113V196L112 197L110 196ZM150 193H152L153 196ZM177 193L179 194L180 197L176 196V195H178ZM187 193H188V196H187ZM208 193H209V195H208ZM36 194L39 196H37ZM62 194H63V196H61ZM117 194L120 196H118ZM64 195H66V196H64ZM98 195H100L99 200L96 199L98 197ZM103 195L106 197L107 200H105ZM136 195L139 199H140V196L142 195V198L140 199V201L136 197ZM148 195H151V196H148ZM174 196L176 198H174ZM241 196H242V198H241ZM7 197H9V200ZM36 197L37 198L39 197V198L37 199ZM65 197L69 198V201H67V198H65ZM122 197H124V198H122ZM143 197H145V198H143ZM149 197H152V199L150 200ZM209 197H211V198H209ZM29 198L31 200H29ZM103 198L106 201L108 207H107L105 202L103 204V201H104ZM186 198H187V200H191V199L196 200L194 202L193 208H191L189 206ZM112 199H114V200H112ZM143 199L145 201L147 199L148 202L146 201V203H148V205L145 204V201L142 202ZM199 199H202V201H204L203 205H202L201 200H199ZM226 199H227V201H226ZM257 199L262 200L261 201L262 204H261L260 200L258 201ZM50 200H52V202H50ZM120 200H121V202H120ZM41 201H43L44 203ZM93 201H94V203H93ZM138 201H139V203H138ZM224 201H225V203H227V204H225L226 208L223 206ZM154 202H156V203H154ZM179 202H181L183 204L182 205L183 208H182V206H180L181 203H179ZM199 202L201 203L200 207H199L201 210L199 208H196V205H197V207L199 206ZM24 203H25V205H24ZM143 203H144V206H143ZM185 203H187V205H185ZM92 204H94V205H92ZM28 205L31 207H29ZM48 205H49V207H48ZM122 205H124V206H122ZM135 205L137 206V209L136 210L134 209L135 212L133 213L132 209L134 207L136 208ZM176 205H178V207ZM259 205L262 206L261 207L262 209H260L262 212H260V210L258 208ZM16 206H17V208H16ZM119 206L121 207L122 210L120 209ZM148 206H149V209H148ZM138 207L141 209L140 211H138L139 210ZM222 207H224L225 210ZM236 207H237V210H236ZM12 208L14 209V212L16 211L13 215H12V213H13ZM195 208L199 211H197ZM252 208L254 209V211L252 210ZM49 209H50V212H49L50 213V219L48 218L49 213L47 212V211H49ZM175 209H177V210H175ZM183 209L185 212L183 211ZM178 210H179V212L180 211L181 212L179 213ZM189 210L191 211V214L189 213L190 212ZM209 210H210V212H208ZM219 210H222V211L219 213V212H217ZM249 210H250V212H249ZM255 210H256L257 214L255 213V215H254L253 212H255ZM175 211L178 213H176ZM231 211H232V213H231ZM257 211H259V212H257ZM23 212H25V214ZM131 212L133 214L136 213V215L133 216V214H131ZM172 212H174V213H172ZM186 212H188L189 214L188 213L186 214ZM34 213H35V215H34ZM47 213H48V215H47ZM182 213H183L184 217L181 215ZM227 213H229V214H227ZM250 213H251V215H250ZM30 214H31V217L34 219H32L29 216ZM40 214H42L44 216H41ZM45 214H46V216H45ZM126 214H127V218H125ZM198 214H199V217H198ZM220 214H221V216L223 214H225L222 216L223 218H224V216L228 215V216H226V218H224V220H228V223H227L228 226L226 225L224 227V230L222 228H217L218 220L220 218ZM23 215H26V216H23ZM137 215L140 218L137 217ZM176 215H178L179 217ZM187 215L196 216L197 218L195 219V217H192V216L188 217ZM208 215H210L211 217ZM247 215H248V218H247ZM180 216H182V219L185 218V220L184 219L182 220ZM186 216L188 217L187 219H186ZM250 216L255 217V218L253 219ZM25 217H26V219H25ZM36 217H37V222H36ZM41 217L45 221H43V219ZM130 217H132V219ZM135 217H137V218H135ZM190 217H192V218H190ZM230 217H232V218H230ZM241 217H242V219H241ZM17 218L20 221H17ZM46 218H47V220H46ZM124 218L126 220L128 218H130V219H128V221L130 220V222H131V223L129 222L130 225H128V223H127L128 221L124 220ZM143 218L144 219L146 218L147 220L145 219L146 220L145 221ZM193 218L195 219V221ZM198 218L200 221H202V219L204 221V222L203 221L201 222L204 224V225H202V227L204 226L203 230H201L202 229L201 226L198 227V225L201 224V223L198 224ZM207 218H210L211 220L210 219L206 220ZM249 218H251V219H249ZM31 219H32V221H31ZM122 219H123V221H121ZM138 219L139 220L141 219V220L139 221ZM142 219H143V222H142ZM39 220H41V221H39ZM134 220L136 222H134ZM249 220H250V222H247ZM119 221H121V222H119ZM138 221H139V223H141L140 224L141 226L138 225ZM234 221L238 222V223L234 224L235 223ZM17 222L19 224H17ZM187 222H189V223L187 224ZM133 223H136V224H133ZM205 223L207 226L205 225ZM209 223L210 224L212 223V224L209 226ZM231 223H233L234 225L232 224L233 226H231ZM246 223H248V224H246ZM260 223H262V224L260 225ZM14 224H16V225H14ZM20 224H21V226H20ZM125 224H127L128 226H126ZM257 224H259L260 228H259V226L257 228ZM246 225H247V227H245ZM205 226L208 228L211 227L210 231H208L209 230L208 228H207L208 230H205L206 229ZM116 227L118 229H116ZM122 227H124V228H122ZM157 227H158V229H157ZM229 227L231 228V230ZM238 227H239V229H241V231L237 230ZM242 227H244V230ZM14 228H15V230H14ZM228 228H229V230H227ZM262 228H264V225ZM259 229L261 230L260 235H259ZM225 230H226V232H225ZM235 230H236L237 234H241L243 231L244 233L246 232L249 235H246V233L245 234L242 233L243 235H240L239 238L237 237L238 241L240 240V242H241V243L240 242L238 243L235 237L239 236V235L234 234ZM200 231H203V232L201 233ZM208 232H209V234H208ZM219 232L222 234H219ZM227 232H229V233H227ZM239 232H241V233H239ZM255 232H256V235H255ZM20 233L22 235V238L20 237V239H19L18 236H21ZM192 233H193L192 236H194L195 239L191 236ZM126 234H127V236H126ZM251 234H252V236H251ZM207 235H209V236L207 237ZM158 236H159V238L160 237L161 238L159 239ZM233 236H235L234 237L235 240H234ZM247 236H249V237L251 236L249 238L250 241H248V239H246V238H248ZM257 236H258V238H257ZM188 237H189V239H188ZM21 239H23V240H21ZM259 239H260V241H259ZM234 242H237L239 245H237V243H234ZM245 243H246V245H245ZM238 246H239V249L237 248ZM240 247H241V249H240ZM234 251L235 252L237 251L238 255H236L237 253H234ZM235 255L239 256L240 258L236 257ZM230 256H231V258H229ZM226 261H228V262L226 263Z\"/></svg>", "mask_w": 264, "mask_h": 264}, {"label": "bare ground", "instance_id": "2", "mask_svg": "<svg viewBox=\"0 0 264 264\" xmlns=\"http://www.w3.org/2000/svg\"><path fill=\"white\" fill-rule=\"evenodd\" d=\"M26 1H27V0H26ZM32 1L34 2V0H31V2H32ZM37 1H39V0H36V2H37ZM42 1H43V0L39 1V3H40V2L42 3ZM58 1H59V0H58ZM61 1H62V0H60V3H61ZM63 1H64V0H63ZM65 1H69V0H65ZM70 1H71V0H70ZM70 1H69V3H70ZM73 1L75 2V0H73ZM83 1H84V0H83ZM94 1H95V0H94ZM94 1H93V2H94ZM125 1H126V0H125ZM129 1H130V0L127 1V4H128ZM138 1H139V0H138ZM140 1H142V0H140ZM145 1H146V0H145ZM145 1H144V4L146 3ZM163 1H164V0H163ZM183 1H185V0H183ZM211 1L213 2V0H211ZM256 1H257V0H256ZM0 2H1V1H0ZM5 2H7V1H5ZM36 2H35V6L37 5ZM71 2H72V1H71ZM74 2H73V4L71 3L73 6L75 5ZM77 2H78V1H77ZM93 2H92L93 6H95L96 4L98 5V3L95 4V2H97V1H95L94 3H93ZM120 2H121V1H120ZM133 2H134V1H133ZM135 2H136V3H135ZM135 2H134V3L137 4V1H135ZM180 2H182V1L180 0ZM206 2H207V0H206ZM209 2H210V1H209ZM209 2H207L208 5L210 4ZM1 3H2V2H1ZM37 3H38V2H37ZM47 3H48V2H47ZM47 3H46V5H47ZM60 3H58V4H56V5L60 6ZM63 3H64V2H63ZM63 3H61V4L64 5ZM69 3H67L68 6H69ZM79 3H80V2H79ZM81 3H82V2H81ZM101 3H103V0H101ZM138 3H139V2H138ZM141 3L143 4V1H142ZM156 3H157V1H156ZM158 3H160V2H158ZM158 3H157V4H158ZM162 3H163V2H162ZM200 3H201V2H200ZM220 3H221V2H220ZM240 3H241V2H240ZM21 4H22V3H21ZM28 4H29L28 7H30V2H29ZM31 4H32V3H31ZM49 4H51V3H50V0H49ZM67 4H66L65 6H67ZM99 4H100V3H99ZM104 4H105V3H104ZM117 4H119V3L117 2ZM125 4H126V3H125ZM144 4H143V5H144ZM163 4H164V3H163ZM187 4H188V3H187ZM211 4H212V3H211ZM222 4H223V3H222ZM238 4H239V3H238ZM3 5H5V6H3L2 10H4V8L6 7V12H7V9H8V8H7V3H5V4L3 3ZM16 5H17V3H16ZM33 5H34V4H33ZM62 5H61V6H62ZM101 5H102V4H101ZM101 5H100V9H102V8H101ZM108 5H109V4H107V7H108ZM137 5H138V4H137ZM197 5H198V4H197ZM199 5H200V4H199ZM240 5H241V4H240ZM240 5H239V6H240ZM23 6H24V5H23ZM31 6H32V5H31ZM35 6H33V7H35ZM41 6H42V5H41ZM47 6L49 7V5H47ZM51 6H52V4H51ZM58 6H56V9H57ZM61 6H60V7H61ZM68 6H67V8H68ZM73 6H72V8H73ZM111 6H112V4L110 5V8H111ZM114 6H116V4H115ZM120 6H121V5H120ZM134 6H135V5H134ZM134 6H133V8H134ZM141 6H142V5H141ZM180 6H181V5H179L178 7H180ZM192 6H193V5H192ZM201 6H203V5H201ZM201 6H200V7H201ZM210 6H211V5H210ZM21 7H22V6H21ZM26 7H27V5H26ZM26 7H25V8H26ZM28 7H27V8H28ZM48 7H47V8H48ZM60 7L58 8V9H60V10H62L61 8H64V6H62L61 8H60ZM74 7H75V6H74ZM95 7H96V6H95ZM95 7H94V8H95ZM107 7H106V8H107ZM117 7H118V5L116 6V9H117ZM136 7H137V6H136ZM144 7H145V5H144ZM144 7H143V8H144ZM156 7H157V6H156ZM184 7H185V6H184ZM211 7H212V6H211ZM226 7H227V6H226ZM31 8H32V7H31ZM41 8H42V7H41ZM67 8L65 7L64 9H67ZM70 8H71V7H69L68 10H69V11L72 10V12H74L73 9H72V8L70 9ZM83 8H84V7H83ZM90 8H91V7H90ZM97 8H99V6H97ZM103 8H105V5H103ZM120 8H121V7H120ZM124 8H125V6H124ZM137 8H138V7H137ZM141 8H142V7H141ZM181 8H182V7H181ZM195 8L197 9L198 7H195ZM201 8H202V7H201ZM201 8H200V10H199V8L197 9V10H198V13H196V12H197V10H196V12H195L196 15H198V14L201 13V12L199 13V11L202 10ZM203 8H204V7H203ZM239 8H241V7H239ZM239 8H238V10H239ZM244 8H245V7H244ZM244 8H243V9H244ZM0 9H1V7H0ZM14 9H15V8H14ZM22 9H23V8H22ZM33 9H35V8H33ZM42 9H43V8H42ZM42 9H40L39 11H41ZM44 9H46V8L44 7ZM49 9H50V8H49ZM75 9H76V8H74V10H75ZM116 9H114V10H116ZM154 9H155V8H154ZM161 9H162V8H161ZM175 9H176V7H175ZM175 9H174V10H175ZM221 9H222V8H219V9H218V12L221 13V14H220L221 16H218V17H220V18H221V17H225V18H227L232 24H234V26H238V27H239V29H237V28H238V27H237L236 30H240V31H241V30L243 29V26H244V25H243V24H244L243 21H239V20H241V16H240V15H242V14H241L242 12L240 13V15H239L240 18H239V20H238V18H237V19L234 18V17H236V16H234V15H236V14L233 15L234 17H231V16H230L231 14H230L228 11H227V12H221V11H222ZM243 9H240V10H243ZM245 9H246V8H245ZM24 10H25V9H23V10H21V11L19 10V11H20V13H22V11H24ZM31 10H32V9H31ZM31 10H30V11H31ZM53 10H54V9H53ZM119 10H120V9H119ZM122 10H123V9H122ZM135 10H137V9H134V12H133V13H135ZM139 10H140V9H139ZM143 10H144V9H143ZM145 10H146V9H145ZM179 10H180V9H178V12H179ZM191 10H192V9H191ZM191 10H190V11H191ZM194 10H195V9H194ZM219 10H221V11H219ZM223 10H225V8H224ZM240 10H239V11H240ZM17 11H18V10H17ZM25 11H29V9H27V10H25ZM25 11H24V12H25ZM35 11H36V10H35ZM37 11H38V10H37ZM42 11H43V10H42ZM44 11H45V10H44ZM54 11H55V10H54ZM57 11H59V10H57ZM65 11H67V10H65ZM69 11H68V12H69ZM86 11H87V10H86ZM96 11H97V10H96ZM128 11H129V10H128ZM128 11H126V12H128ZM137 11H138V10H137ZM137 11H136V12H137ZM164 11H165V9H164ZM205 11H207V10H205V8H204V12H205ZM225 11H226V10H225ZM231 11H232V14H233V10H231ZM3 12H4V11H3ZM3 12H2V13H3ZM6 12H5V14H6V17H7L8 14H7ZM24 12H23V13H24ZM62 12H64V11H62ZM72 12H70V14L73 16ZM84 12H85V11H84ZM104 12L107 13L106 10H105ZM117 12H118V14H119V11H117ZM141 12H142V11H141ZM193 12H194V11H193ZM193 12L191 11L190 13H193ZM218 12H217V14H218ZM235 12H238V11L236 10ZM243 12H244V10H243ZM20 13L18 14L19 16H20ZM33 13H34V12H32V14H33ZM37 13H38V12H37ZM44 13H46V12H44ZM47 13H48V12H47ZM47 13H46V14H47ZM56 13H58V12H55V15H56ZM65 13H66V12H64V14H65ZM79 13H80V12H79ZM82 13H83V11H82ZM82 13H81V14H82ZM98 13H99V12L97 11V17H96V19L98 18V20L94 19V21H96V22L98 21V22H97V25L95 26L96 28H98V23H99V20H100V19H99V16H98ZM112 13H113V12H112ZM123 13H125V12H123ZM144 13H145V11H144ZM151 13H152V12H151ZM167 13H168V12H167ZM188 13H189V12H188ZM202 13H203V10H202ZM244 13H245V12H244ZM244 13H243V15H244ZM10 14H13V13H10ZM59 14H60V12H59L57 15L59 16ZM83 14L85 15V13H83ZM89 14H90V13H89ZM121 14H122V13H121ZM121 14H120V17H122ZM126 14H127V13H126ZM128 14H129V12H128ZM140 14H141V13H140ZM176 14H178V13H176ZM238 14H239V13H238ZM262 14H263V12H262ZM29 15H31V14L29 13ZM33 15H35V13H34ZM33 15H31V16H33ZM62 15H63V13H61L60 16H62ZM84 15H82V16H84ZM104 15H105V14H104ZM106 15H107V17H108V14H106ZM122 15H123V14H122ZM142 15H143V14H142ZM166 15H167V14H166ZM191 15H192V14H191ZM0 16H1V15H0ZM24 16H25V15H24ZM24 16H23V17H24ZM31 16H30V17H31ZM38 16H39V15H38ZM41 16H44V15H41ZM60 16H59V17H60ZM64 16L66 17V14H65ZM82 16L80 15V17H82ZM109 16H110V14H109ZM111 16H112V15H111ZM125 16H126V15H125ZM125 16H124V17H125ZM135 16H138L137 13L135 14ZM135 16L133 15V17H135ZM192 16H193V15H192ZM239 16H238V17H239ZM244 16H246V15H244ZM14 17H15V16L13 15V18H14ZM21 17H22V16H21ZM21 17H19V19H20ZM23 17H22V18H23ZM25 17H28V15L25 16ZM25 17H24V18H25ZM45 17H48V16L46 15ZM74 17H75V15H74ZM86 17H87V16H86ZM100 17H101V16H100ZM127 17H128V16H127ZM129 17H130V15H129ZM131 17H132V16H131ZM138 17H139V16H138ZM143 17H144V16H143ZM145 17H146V16H145ZM168 17H169V16H168ZM194 17H195V16H193V17L190 18V16H189L188 19H192V18H194ZM197 17H198V16H197ZM197 17H196V19H197ZM201 17H203V15H202ZM201 17H200V19H201ZM242 17H243V16H242ZM3 18H4V17H3ZM15 18H16V17H15ZM15 18H14V19H15ZM22 18H21L20 20H23ZM53 18H57V19H58V17H57V16H54V15H53ZM82 18H83V17H82ZM108 18H109V17H108ZM111 18H112V17H111ZM135 18H136V17H135ZM161 18H162V17H161ZM185 18H186V17H185ZM220 18H219V19H220ZM247 18H248V17H247ZM7 19H8V18H7ZM25 19H27V18H25ZM25 19H24V20H25ZM31 19H32V18H31ZM40 19L42 20L41 17H40ZM43 19H44V17H43ZM47 19H48V18H47ZM60 19H61V18H60ZM62 19H63V18H62ZM66 19H67V18H66ZM70 19H71V18H70ZM77 19H78V18H77ZM77 19H76V20H77ZM80 19H81V18H80ZM101 19H103V18H101ZM114 19H116V18H114ZM114 19H113V20H114ZM120 19L122 20V18H120ZM127 19H129V18H127ZM162 19H164V17H163ZM167 19H168V18H167ZM183 19H184V18H183ZM183 19H182V21H183ZM194 19H195V18H194ZM198 19H199V18H198ZM207 19H208V18H206V20H207ZM219 19H218V20H219ZM245 19H246V18H245ZM1 20H2V19H1ZM20 20H19V21H20ZM32 20H33V19H32ZM44 20H45V19H44ZM48 20H49V19H48ZM76 20H75V22H76ZM103 20H104V19H103ZM165 20H166V17H165ZM172 20H173V18L171 19V21H172ZM185 20H186V19H185ZM211 20H212V19H210V21H211ZM222 20H223V18H222ZM222 20H219V21L221 22V24H222V22H224V21H222ZM25 21H27V20H25ZM35 21H36V20H35ZM42 21H43V20H42ZM60 21H61V20H60ZM82 21L84 22V20H82ZM85 21H86V20H85ZM90 21H91V20H90ZM111 21H112V20H111ZM111 21H110V22H111ZM114 21H115V20H114ZM117 21H118V20H117ZM129 21H130V20H129ZM136 21H137V20H136ZM186 21H187V20H186ZM0 22H1V21H0ZM3 22H6V23H7L6 20L3 21ZM20 22H21V21H20ZM37 22H39V21L37 20ZM44 22H45V21H44ZM58 22H59V19H58ZM70 22H71V21H70ZM75 22H72V23H75ZM77 22H79V21L77 20ZM96 22H95V23H96ZM112 22H113V21H112ZM119 22H120V21H119ZM119 22H118V23H119ZM122 22L124 23L123 20H122ZM148 22H149V21H148ZM165 22H166V21H165ZM169 22H170V20H169ZM172 22H173V21H172ZM172 22H171V23H172ZM184 22H185V21H184ZM184 22H180L181 25H184V24H182V23H184ZM195 22H196V21H195ZM207 22H208L207 24H209V20H208ZM9 23H11V21H9ZM52 23H54V24H52L53 26H54V25H57L60 29H61L62 25H65V24H55V21L52 22ZM60 23H61V22H60ZM81 23H82V22H81ZM90 23H91V22H90ZM90 23H89V24H90ZM107 23L109 24V22H107ZM113 23H115V22H113ZM128 23H129V22H128ZM134 23H136V22H134ZM141 23H142V22H141ZM201 23H202V22H201ZM263 23H264V22H263ZM14 24H15V23H14ZM30 24H31V23H30ZM45 24H46V23H45ZM45 24H42L41 28H42L43 25H45ZM75 24H76V23H75ZM78 24H79V23H78ZM104 24H105V23H104ZM120 24H121V23H120ZM138 24H139V23H138ZM145 24H146V23H145ZM147 24H148V23H147ZM204 24L206 25V23H204ZM213 24H214V23H213ZM0 25H1V23H0ZM3 25H4V24H3ZM3 25H2V26H3ZM31 25H32V24H31ZM31 25H30V26H31ZM38 25H39V23H38ZM40 25H41V24H40ZM68 25H69V24H68ZM87 25H88V24H87ZM94 25H95V24H94ZM94 25H92V26H94ZM111 25H112V23H110V26H111ZM113 25H114V24H113ZM132 25H133V24H131L130 26H132ZM148 25H149V24H148ZM150 25H151V24H150ZM152 25H153V27H154V25H155V21H154V23H152ZM263 25H264V24H263ZM263 25H262V26H263ZM53 26H52V27H53ZM57 26H55V27H57ZM65 26H66V25H65ZM65 26H63V27H65ZM89 26H90V25H89ZM110 26H109V28H110ZM135 26H136L137 28L139 27V25L137 26L136 24H135ZM135 26H132V27H135ZM230 26L232 27L231 24H230ZM0 27H1V26H0ZM28 27H29V26H28ZM38 27H40V26H38ZM124 27H125V26H124ZM126 27H127V26H126ZM126 27H125V29H126ZM132 27H131V29H129V30H132ZM142 27H143V25L141 26V28H142ZM149 27H150V26H149ZM163 27H164V26H162V28H163ZM168 27H170V26H168ZM255 27H257V26H255ZM1 28H2V27H1ZM4 28H6V27H4ZM15 28H16V27H15ZM45 28H47V27H45ZM45 28H44V29H45ZM70 28H71V27H70ZM73 28H74V27H73ZM88 28H89V27H88ZM88 28H87V29H88ZM90 28H92V27L90 26ZM93 28H94V27H93ZM129 28H130V27H129ZM171 28H172V26H171ZM201 28H203L202 25H201ZM201 28H200V29H201ZM260 28H261V27H260ZM8 29H9V28H8ZM25 29L28 30V29H30V28H27V26H25ZM53 29H55V28H53ZM60 29H59V31H60ZM62 29H63V28H62ZM62 29H61V30H62ZM68 29H69V27H68ZM84 29H86V28H84ZM87 29H86V30H87ZM112 29H114L113 26H112ZM119 29H120V28H119ZM127 29H128V28H127ZM138 29H139V28H138ZM150 29H152V27H151ZM169 29H170V28H168V30H169ZM192 29H193V28H192ZM192 29H190V30L192 31ZM195 29H196V28H195ZM197 29H198V28H197ZM197 29H196V30H197ZM246 29H247V28H246ZM246 29H245V30H246ZM263 29H264V28H263ZM1 30H2V29H1ZM27 30H26V31H27ZM38 30H39V29H38ZM42 30H43V28H42ZM48 30L51 31V28H50V29L48 28ZM65 30H67V29H65ZM79 30H80V29H79ZM88 30H89V29H88ZM105 30H106V29H105ZM107 30H108V29H107ZM123 30H124V28H123ZM129 30H128V31H129ZM154 30H155V29H154ZM165 30H166V29H165ZM168 30H167V31H168ZM170 30H171V29H170ZM190 30H189V31H190ZM219 30H221V29H219ZM261 30H262V29H261ZM2 31H3V30H2ZM6 31H7V29H6ZM29 31H30V30H29ZM31 31H32V30H31ZM31 31H30V32H31ZM45 31H47V29H46ZM62 31L64 32V29H63ZM80 31H81V30H80ZM82 31H83V30H82ZM82 31H81V33H82ZM90 31H91V30H90ZM90 31H88V32H90ZM92 31H93V30H92ZM94 31H95V30H94ZM100 31H102V30L100 29ZM133 31H134V30H133ZM135 31H137V30H135ZM135 31H134V32H135ZM139 31H140V29H139ZM139 31H138V32H139ZM152 31H153V29H152ZM167 31H166V33H167ZM197 31H198V30H197ZM210 31H211V30H210ZM11 32H12V31H11ZM23 32H24V31H23ZM38 32L40 33V31H38ZM53 32H54V31H53ZM55 32H56V29H55ZM69 32H70V31H69ZM69 32H68V33H69ZM72 32H73V31H72ZM88 32L86 31L85 34L88 35V34H89ZM109 32H110V31H109ZM109 32H108V33H109ZM118 32H119V31H118ZM118 32H117V33H118ZM142 32H143V31H142ZM159 32H160V31H159ZM203 32H204V31H203ZM238 32H239V31H238ZM238 32H237V33H238ZM244 32H245V31H244ZM247 32H249V31H247ZM262 32H263V31H262ZM4 33H5V32H3V35L5 36ZM24 33H25V32H24ZM27 33H28V34H31V33H29V32H27ZM27 33H25V35L22 34V36L24 35V36L26 37V34H27ZM46 33H47V32H46ZM95 33H98V32H95ZM100 33H102V32H100ZM100 33L97 34V35H100ZM123 33H124V32H123ZM129 33H130V32H129ZM129 33H128V34H129ZM146 33H147V32H146ZM156 33H157V32H156ZM176 33H177V32H176ZM194 33H195V32H194ZM213 33H214V32H213ZM218 33H219V32H218ZM53 34H54V33H53ZM57 34L59 35V33H57ZM82 34H83V33H82ZM85 34H84V35H85ZM124 34H125V33H124ZM128 34H127V35H128ZM130 34H133V32L131 31ZM130 34H129V35H130ZM190 34H191V33H190ZM219 34H220V33H219ZM219 34H218V35H219ZM235 34H236V33H235ZM243 34H244V33H243ZM243 34H242V35H243ZM250 34H251V32H250ZM43 35H44V34H43ZM46 35H47V34H46ZM58 35H57V37H58ZM66 35H67V33H66ZM66 35H65V37L67 38ZM101 35H102V34H101ZM103 35H104V34H103ZM117 35H118V34H117ZM121 35H122V34H121ZM125 35H126V34H125ZM135 35H137V33H136ZM158 35H159V34H158ZM165 35H166V34H165ZM165 35H164V36H165ZM175 35H176V34H175ZM191 35H192V34H191ZM209 35H210V34H209ZM222 35H223V34H222ZM222 35L220 36V39H221ZM251 35H252V34H251ZM251 35H250V36H251ZM7 36H8V35H7ZM20 36H21V35H20ZM31 36H33V35H31ZM51 36H52V35H50V37H51ZM95 36H96V35H95ZM114 36H116V35H114ZM123 36H124V35H123ZM156 36H157V35H156ZM210 36H211V35H210ZM244 36H245V35H244ZM18 37H19V36H18ZM18 37H17V38H18ZM53 37H54V35L52 36V38H53ZM68 37H69V35H68ZM83 37H84V36H83ZM83 37H81V39H82ZM98 37H99V36H98ZM118 37H119V36H118ZM129 37L132 38V37H134V36H131V35H130ZM150 37H151V36H150ZM161 37H162V35L159 37L158 40H160ZM165 37H167V36H165ZM192 37H194V36H192ZM225 37H226V35H225ZM246 37H248V36H246ZM252 37H253V36H252ZM7 38H8V37H7ZM14 38L16 39V36H15ZM47 38H48V36L45 38V40H46ZM63 38H64V36L62 35L61 40H62ZM66 38H65V39H66ZM88 38H89V36H88ZM88 38H87V41L89 40ZM96 38H97V37H96ZM96 38H95V41L97 40ZM111 38H112V37H111ZM115 38H117V37H115ZM130 38H129V39H130ZM140 38L143 39L142 37H140ZM155 38H156V37H155ZM170 38H171V37H170ZM170 38H169V39H170ZM206 38H207V37H206ZM209 38H210V37H209ZM223 38H224V37H223ZM223 38H222V39H223ZM1 39H2V38H1ZM11 39H12V38H11ZM19 39H20V38H19ZM68 39H69V38H68ZM107 39H108V38H107ZM107 39H105L104 42H107V41H108ZM109 39H110V38H109ZM132 39H133V38H132ZM134 39H135V38H134ZM134 39H133V41H134ZM149 39H150V38H149ZM173 39H174V38H173ZM211 39H212V38H211ZM248 39H249V38H248ZM250 39H253V38H250ZM12 40H13V39H12ZM22 40H23V39H22ZM22 40H21V41H22ZM48 40L51 41V40H54V39H48ZM56 40H57V39H56ZM66 40H67V39H66ZM85 40H86V37H84V40H83V41H85ZM93 40H94V39H93ZM106 40H107V41H106ZM111 40H112V39H111ZM115 40H117V39H115ZM118 40H119V38H118ZM118 40H117V41H118ZM156 40H157V39H156ZM194 40H195V39H194ZM218 40H219V39H218ZM229 40H230V39H229ZM8 41H9V40H8ZM14 41H15V40H14ZM14 41H11V43L15 45L16 42H17L18 40H16L15 42H14ZM19 41H20V40H19ZM24 41H26V39H25ZM31 41H33V39H32ZM35 41H36V40H35ZM83 41H82V45H88V44H89V43H88V44H83ZM87 41H85V42H87ZM95 41H94V42H95ZM100 41H101V40H100ZM100 41H99V42H100ZM113 41H114V40H112L111 42H113ZM128 41H129V40H128ZM130 41H131V40H130ZM135 41H136V40H135ZM139 41H140V39H139ZM146 41H147V40H146ZM161 41H162V40H161ZM170 41H173L172 38H171ZM219 41H220V40H219ZM219 41H218V42H219ZM227 41H228V40H227ZM230 41H231V40H230ZM22 42H23V41H22ZM22 42H21V43H22ZM43 42H45V41H43ZM61 42H63V41H60V42H59L60 44H62V47H63L64 45H63V43H61ZM66 42H67V41H65V43H66ZM71 42H72V41H71ZM74 42H75V41H74ZM74 42H73V43H74ZM76 42H77V41H76ZM109 42H110V41H109ZM109 42H107L106 45H107ZM111 42H110L109 44H111ZM148 42H149V41H148ZM158 42H159V41H158ZM177 42H178V41L176 40V43H177ZM228 42H229V41H228ZM228 42H227V43H228ZM251 42H252V41H251ZM9 43H10V42H9ZM17 43H18V42H17ZM30 43H31V42H30ZM49 43H50V42H49ZM55 43H57V42H55ZM55 43H54V44H55ZM65 43H64V44H65ZM80 43H81V41H80ZM117 43H118V42H117ZM119 43H120V41H119ZM127 43H128V42H127ZM129 43H130V42H129ZM131 43H132V42H131ZM156 43H157V42L155 41V44H156ZM178 43H181V42L179 41ZM190 43H193V42H189V41H188L187 44L190 45L191 48H192V45H193V44H190ZM195 43H196V42H195ZM32 44H33V43H32ZM47 44H48V43H47ZM78 44H79V43H78ZM92 44H93V43H92ZM99 44H100V43H99ZM103 44H104V43H103ZM109 44H108V45H109ZM114 44H116V43H114ZM114 44H111V45H114ZM123 44H124V43H123ZM123 44H122V45H123ZM136 44H137V41H136ZM136 44H135V45H136ZM18 45H19V44H18ZM28 45H29V44H28ZM34 45H36V43H34ZM34 45H33V46H34ZM38 45H39V43H37L36 46H38ZM40 45H41V43H40ZM55 45H56V44H55ZM73 45H76V46H77V44H73ZM73 45H72V46H73ZM79 45H80V44H79ZM82 45H80V48L82 47ZM108 45H107V46H108ZM135 45L133 44V46H135ZM138 45L140 46V43H138ZM138 45H137V46H138ZM161 45H162V44H161ZM163 45H164V43H163ZM163 45H162V46H163ZM179 45H180V44H179ZM179 45H178V46H179ZM188 45H186V46H188ZM194 45H195V44H194ZM231 45H232V44H231ZM11 46H12V45H11ZM19 46H20V45H19ZM41 46H42V45H41ZM88 46H89V45H88ZM90 46H91V45H90ZM94 46H95V45H94ZM96 46H97V47H94V49H95V53H93L94 51L92 50L93 52H91V56H94L93 54H97V52H99L100 49L98 50V49H96V48H98L100 45H96ZM102 46H103V45H102ZM109 46H110V45H109ZM109 46H108V47H109ZM137 46H136V47H137ZM142 46H143V45H142ZM142 46H141V47H142ZM146 46H147V45H146ZM162 46H161V47H162ZM186 46H185L184 51H183L184 54H185ZM190 46H189V47H190ZM2 47H3V46H2ZM26 47H27V46H26ZM30 47H31V46H30ZM48 47H49V46H48ZM50 47H51V45H50ZM54 47H56V46H54ZM54 47H53V48H54ZM64 47H65V46H64ZM100 47H101V46H100ZM100 47H99V48H100ZM111 47L114 48V46H111ZM111 47H110V48H111ZM136 47H135V48H136ZM141 47H140V48H141ZM174 47L176 48V46H174ZM214 47H217V46H214ZM24 48H25V47H24ZM32 48H35L34 50L37 51V50H39L38 48H40V46H38V47H32ZM41 48H42V47H41ZM41 48H40V49H41ZM46 48H47V47H46ZM51 48H52V47H51ZM51 48H49L50 50H49V49L47 50V51H48V53H47L48 55H49V51H50L51 53H53V51H52ZM138 48H139V47H138ZM138 48H137V49H138ZM149 48H150V47H149ZM162 48H163V47H162ZM167 48H168V47H167ZM167 48H166V49H167ZM182 48H183V47H182ZM182 48H181V51H182ZM217 48H218V47H217ZM217 48H216V49H217ZM234 48H235V47H234ZM9 49H10V48H9ZM54 49H55V48H54ZM54 49H53V50H54ZM67 49H68V47H67ZM89 49H90V47H89ZM103 49H104V48H103ZM108 49H109V48H108ZM144 49H145V48H144ZM147 49H148V47H147ZM147 49H146V50H147ZM150 49H152V47H151ZM164 49H165V47H164ZM16 50H17V49H16ZM26 50H27V49H26ZM60 50H61V49H60ZM60 50H59V51H60ZM74 50H75V49H74ZM82 50H83V49H82ZM82 50H81V51H82ZM86 50H88V48H87ZM96 50H97V51H96ZM101 50H102V48H101ZM105 50H106V48H105ZM105 50H104V51H105ZM112 50H113V49H112ZM117 50H118V49H117ZM138 50H139V49H138ZM141 50L143 51V48H142ZM152 50H153V49H152ZM152 50H151V51H152ZM158 50H159V49H158ZM179 50H180V49H179ZM179 50H178V51H179ZM188 50H190V49H188ZM234 50H236V48H235ZM21 51H22V50H21ZM28 51H30V50H28ZM36 51H35V53H36ZM40 51L42 52V50H40ZM69 51H72V50L68 49V53H69ZM104 51H103V52H104ZM115 51H116V50H115ZM115 51H113V52H115ZM131 51H132V50H131ZM142 51H141L140 53H142ZM151 51H150V52H151ZM178 51H177V52H178ZM181 51H179V52L181 53ZM227 51H228V50H226V52H227ZM0 52H1V51H0ZM65 52H66V51H65ZM89 52H90V50L88 51V53H89ZM128 52H129V51H128ZM143 52H144V51H143ZM154 52H155V51H154ZM177 52H175V53H177ZM224 52H225V51H224ZM233 52H234V51H233ZM26 53H27V52H26ZM33 53H34V51H33ZM55 53L59 54V53L56 52V51H55ZM70 53H71V52H70ZM70 53L68 54V56H69V55L71 56V57H69V59L73 57L72 54H74V51L72 52V54H70ZM92 53H93V54H92ZM106 53H107V50H106ZM106 53H105V55H106ZM132 53H133V52H132ZM145 53H146V52H145ZM190 53H193V51L190 52ZM231 53H232V52H231ZM1 54H2V53H0V55H1ZM9 54H10V53H9ZM29 54H31V53H29ZM112 54H113V53H112ZM127 54H128V53H127ZM129 54H130V53H129ZM148 54H149V52H148ZM159 54H160V53H159ZM186 54H187V52H186ZM188 54H189V52H188ZM188 54H187V55H188ZM33 55H37V54H33ZM33 55H32V57H33ZM66 55H67V54H66ZM77 55H78V54H77ZM97 55L100 56L99 54H97ZM107 55H108V54H107ZM110 55H111V54H109V56H110ZM142 55H143V54H142ZM144 55H145V54H144ZM153 55H154V53H152V57H153ZM160 55H161V54H160ZM19 56H20V53H19ZM21 56H22V53H21ZM44 56H45V54H44ZM46 56H47V55H46ZM46 56H45V57H46ZM51 56H52V55H51ZM68 56H67V57H68ZM95 56H96V55H95ZM95 56H94V57H95ZM109 56H107L106 58H108ZM149 56H150V55H149ZM185 56H186V55H184V57H185ZM32 57H31V59H32ZM34 57H36V56H34ZM34 57H33V60H34ZM45 57H43V60H44ZM74 57H75V56H74ZM96 57H97V56H96ZM103 57H104V55L102 56V59H103ZM191 57H192L191 60H189L190 62H192V63L194 62L195 64L199 63V60H200V59L198 60V58L195 57L194 55L191 56ZM7 58H8V57H7ZM14 58H17V57L14 55ZM27 58H28V57H26L25 60H27ZM29 58H30V56H29ZM38 58H39V57H38ZM89 58H90V57H88V59H89ZM92 58H93V57H92ZM99 58H100V57H99ZM99 58H98L97 61H96L97 58H95V60L92 61V60L94 59V58H93L91 61H92V62H96V63H94V64H98V65H99V63H100V62L98 63ZM117 58H118V57H117ZM146 58H148V56H147ZM171 58H173V57H171ZM185 58H186V57H185ZM3 59H4V58H3ZM10 59H11V58H10ZM19 59H20V57L18 58V61H19ZM23 59H24V58H23ZM39 59H40V58H39ZM51 59H52V58H51ZM77 59H78V58H77ZM104 59H105V58H104ZM135 59H136V58H135ZM15 60H16V59H13V63L15 62ZM29 60H30V59H29ZM29 60H28V62H29ZM43 60H41V63H42ZM45 60H46V59H45ZM70 60L72 61V60H74V59H70ZM111 60H112V58H111ZM125 60H126V58H125ZM127 60H128V59H127ZM132 60H133V58H132ZM148 60H149V59H148ZM174 60H175V59H174ZM182 60H183V59H182ZM0 61H3V60H0ZM8 61H9V60H8ZM11 61H12V60H10V62H11ZM35 61H37L36 58H35ZM35 61H34V62H35ZM38 61H39V60H38ZM87 61H88V60H87ZM87 61H86V62H87ZM106 61H107V60H106ZM128 61H129V63L131 62L130 59H129ZM128 61H127V62H128ZM143 61H144V60H143ZM143 61H142L141 63H143ZM151 61H152V58H151ZM172 61H173V59H172ZM175 61H176V60H175ZM183 61H185V59H184ZM216 61H217V60H216ZM28 62H26V63H28ZM32 62H33V61H31V63H32ZM43 62H44V61H43ZM59 62H60V61H59ZM65 62H66V61H65ZM67 62H69V61H67ZM72 62H73V61H72ZM72 62H71V64H72ZM86 62H85V63H86ZM102 62H103V61H102ZM111 62H112V61H111ZM127 62H126V63H127ZM136 62H137V61H136ZM149 62H150V61H149ZM173 62H174V61H173ZM186 62H188V61L186 60ZM186 62H185V63H186ZM219 62H220V61H219ZM19 63H20V62H19ZM19 63H18V64H19ZM24 63H25V62H24ZM35 63H36V62H35ZM44 63H45V62H44ZM85 63H84V64H85ZM87 63H88V62H87ZM103 63H105V62H103ZM129 63H127V65H128V66H131V64H129ZM194 63H193V64H194ZM0 64H1V62H0ZM15 64H16V63H15ZM15 64H13V65H15ZM39 64H40V63H39ZM39 64H38V65H39ZM51 64H52V63H51ZM59 64H60V63H59ZM69 64H70V62L68 63V65H69ZM108 64H109V63H108ZM110 64H111V63H110ZM113 64H114V63H113ZM116 64H117V63H115V65H116ZM149 64H150V63H149ZM151 64H152V63H151ZM172 64L174 65V63H172ZM190 64H191V63H190ZM201 64H203V63H200V66H201ZM4 65H5V64H4ZM22 65H23V66H22ZM25 65H26V64H25ZM44 65H45V64H44ZM44 65H43V68H44ZM72 65H73L72 67L74 68V63H73ZM98 65H97V66H98ZM125 65H126V64H125ZM177 65H178V64H177ZM191 65H192V64H191ZM6 66H7V63H6ZM10 66H11V65H10ZM33 66H34V65H33ZM41 66H42V65H41ZM41 66H40V68H41ZM58 66H59V65H58ZM89 66H90V65H89ZM99 66H100V65H99ZM99 66H98V67H99ZM111 66H112V64H111ZM111 66L108 67L109 70H110V67H111ZM143 66H145V65H142V67H143ZM151 66H152V65H151ZM171 66H172V65H171ZM186 66H187V64H186ZM189 66H190V65H189ZM189 66H188V68H189ZM193 66H195V65H193ZM200 66H199V64H198V67H195V68H197L198 70H199V68H201V70H202L203 67H200ZM17 67H18V66H17ZM21 67H24V64L21 63ZM21 67H20V68H21ZM37 67H38V66H37ZM37 67H36V69H37ZM46 67H48V66H46ZM69 67H70V66H69ZM169 67H170V66H169ZM173 67H174V66H173ZM182 67L184 68L183 65H182ZM3 68H4V67H3ZM24 68H25V67H24ZM26 68H27V67H26ZM26 68H25L24 70H26ZM30 68H31V67H30ZM40 68H39V69H40ZM52 68H53V67H52ZM57 68H58V67H55V69H57ZM70 68H71V67H70ZM70 68H69V69H70ZM92 68H93V67H92ZM108 68L106 69L107 71H108ZM112 68H113V67H112ZM118 68H120L119 65H118ZM125 68H126V66H125ZM128 68L130 69L131 67H128ZM171 68H172V67H171ZM186 68H187V67H186ZM191 68H192V67H191ZM191 68H190V69H191ZM8 69H9V67H8ZM27 69H28V68H27ZM44 69H45V68H44ZM62 69H63V68H62ZM62 69H61V70H62ZM65 69H66V67H65ZM76 69H77V68H76ZM87 69H89V68L87 67ZM178 69H179V68H178ZM193 69H194V68H193ZM206 69H207V68H206ZM1 70H2V69H1ZM1 70H0V71H1ZM6 70H7V68H6ZM11 70H12V68H11ZM17 70H18V69H17ZM17 70H16V69H13V73H14V71H16L17 73H21V72H18ZM24 70H23V71H24ZM41 70H42L41 72H44V71H45V70L43 71L42 68H41ZM46 70H47V69H46ZM50 70H51V69H50ZM78 70H79V69H78ZM92 70H93V69H92ZM100 70H101V69H100ZM136 70H138V69H136ZM142 70H143V69H142ZM171 70H173V69H171ZM171 70H170V72H173V71H171ZM179 70H180V69H179ZM201 70H200V74H201ZM21 71H22V70H21ZM26 71H27V70H26ZM26 71H25V72H26ZM87 71H88V70H87ZM87 71H86V72H87ZM101 71H102V70H101ZM104 71H105V70H104ZM110 71H113V70H110ZM115 71H117V70H115ZM121 71H122V70H121ZM176 71H178V70L176 69ZM193 71H196V69L193 70ZM3 72H5V71H3ZM29 72H30V71H29ZM32 72H33V71H32ZM46 72H47V71H46ZM49 72H50V71H49ZM51 72H52V71H51ZM59 72H60V71H59ZM59 72H58V74H59ZM79 72H80V71H79ZM82 72H84V71H82ZM136 72H137V71H136ZM147 72H148V70H147ZM197 72H198V71H197ZM11 73H12V72H11ZM111 73H112V72H110V74H111ZM113 73H114V72H113ZM115 73H116V72H115ZM130 73H131V72H130ZM137 73H138V72H137ZM145 73H146V72H145ZM205 73H207V71H206ZM1 74H3V73H1ZM21 74H22V73H21ZM23 74H24V73H23ZM33 74H34V72H33ZM44 74H45V72H44ZM60 74H61V73H60ZM81 74H83V73H81ZM128 74H129V73H128ZM138 74H139V73H138ZM146 74H148V73H146ZM171 74H172V73H171ZM173 74H175V77L177 76V74H176L175 71H174ZM196 74H197V73H196ZM5 75H6V74H5ZM14 75H15V74H14ZM28 75H29V74H28ZM30 75H31V74H30ZM30 75H29V76H30ZM61 75H62V74H61ZM83 75H84V74H83ZM83 75H82V76H83ZM107 75H108V74H107ZM198 75H199V74H198ZM198 75H197V76H198ZM3 76H4V74H3ZM9 76H10V75H9ZM12 76H13V75H12ZM18 76H19V75H18ZM40 76H43L42 73L40 74ZM40 76L38 77V74H37V77H38V78H41ZM45 76H46V74H45ZM48 76H49V75H48ZM52 76H53V75H52ZM66 76H67V75H66ZM73 76H74V75H73ZM108 76H110V75H108ZM112 76H114V75L112 74ZM120 76H121V75H120ZM130 76H131V77H130ZM142 76H143V75H142ZM151 76H152V75H151ZM151 76H150V79H151ZM171 76H172V75H171ZM173 76H174V75H173ZM178 76H179V78H180V75H178ZM200 76H201V75H200ZM6 77H7V76H6ZM6 77H5V78H6ZM15 77H16V76H15ZM15 77L13 76V78H15ZM31 77H32V76H31ZM37 77H36V78H37ZM49 77H51V75H50ZM57 77H58V76H57ZM57 77H56V78H57ZM64 77H65V76H64ZM75 77H76V75H75ZM84 77H85V76H84ZM126 77H128V76H126ZM129 77L132 79L133 76H132V75H129ZM9 78H10V77H9ZM9 78H8V79H9ZM36 78H35V79H36ZM43 78H44V76H43ZM45 78H46V77H45ZM66 78H67V77H66ZM82 78H83V77H82ZM109 78H110V77H109ZM114 78H115V77H113V79H114ZM138 78H139V77H138ZM145 78H147V77L145 76ZM171 78H174V77H171ZM179 78H178V79H179ZM201 78H202V77H201ZM2 79H3V78H2ZM19 79H20V78H19ZM26 79H27V78H26ZM41 79H42V78H41ZM41 79H40V80H41ZM47 79H48V78H47ZM83 79H84V78H83ZM86 79H87V78H86ZM88 79H89V78H88ZM120 79H121V78H120ZM127 79H128V78H127ZM131 79H130V80H131ZM141 79L144 80V77H141ZM141 79H140V80H141ZM153 79H154V78H153ZM9 80H10V79H9ZM9 80H8V81H9ZM15 80H16V78H15ZM15 80H14L13 83H15ZM22 80H24V79L22 78ZM22 80H21V82H22ZM30 80H32V79L30 78ZM40 80H39V81H38V80H35V81H37V83L40 84L41 82H43V81H42L43 79H42L41 81H40ZM49 80H51V79H49ZM56 80H57V79H56ZM63 80H64V79H63ZM81 80H82V79H81ZM81 80H80V82H81ZM89 80H90V79H89ZM130 80H128V81H130ZM133 80H134V78L132 79V81H133ZM143 80H142V81H143ZM148 80H149V79H148ZM165 80H166V79H165ZM165 80H164V81H165ZM174 80H175V79H173V81H174ZM181 80H182V79H181ZM184 80H185V79H184ZM206 80H207V79H206ZM3 81H4V80H3ZM8 81H7V83H9ZM10 81H11V80H10ZM16 81H18V80H16ZM25 81H26V80H25ZM67 81L69 82V80H67ZM76 81H77V80H76ZM99 81H100V80H99ZM142 81H138V82H142ZM145 81H146V80H145ZM173 81H171V82H173ZM179 81H180V80H179ZM207 81H208V80H207ZM65 82H66V80L64 81V83H65ZM80 82H79V83H80ZM82 82H83V80H82ZM86 82H87V81H86ZM103 82H104V80H103ZM165 82H166V81H165ZM205 82H206V81H205ZM17 83H18V82H17ZM17 83H16V84H17ZM24 83H25V82H24ZM24 83H23V84H24ZM29 83H30V82H29ZM33 83H34V82H33ZM62 83H63V81H62ZM84 83H85V82H84ZM98 83H99V82H98ZM100 83H101V81H100ZM143 83H145V82L143 81ZM143 83H142V84H143ZM149 83H150V82H149ZM156 83H157V82H156ZM174 83H176V81H175ZM181 83H182V82H181ZM184 83H185V81H184ZM184 83H182V84H184ZM16 84H14V86H16ZM27 84H28V83H27ZM41 84H42V83H41ZM66 84H67V83H66ZM66 84H65V85H66ZM82 84H83V83H82ZM82 84H81V86H82ZM124 84H126V85L128 84L126 80H125V83H123L122 85H124ZM142 84H141V83H140V84L137 83V85H139V86H140V85L142 86ZM145 84H147V82H146ZM145 84H144V85H145ZM154 84H155V83H154ZM154 84H152V85H154ZM5 85H6V84H5ZM10 85H13V84H10V83H9V86H8V87L5 86V87L9 88ZM35 85L37 86L36 83H35ZM67 85H71V83H70V84H67ZM85 85H86V84H85ZM95 85H96V84H95ZM95 85H94V86H95ZM129 85H131L130 82H129ZM132 85H133V84H132ZM155 85H156V84H155ZM3 86H4V85H3ZM23 86H24V85H23ZM23 86H22V87H23ZM25 86H26V85H25ZM31 86H32V85H31ZM36 86H35V87H36ZM141 86H140V87H141ZM172 86H173V85H172ZM204 86H206V85H204ZM5 87H4V88H5ZM22 87H21V88H22ZM40 87H41V86H40ZM67 87H68V86H67ZM69 87H70V86H69ZM82 87H83V86H82ZM90 87H91V85H90ZM126 87H127V88H130V87H128V86H126ZM142 87H143V86H142ZM142 87H141V90H142ZM180 87H181V86H179V89H181ZM182 87H183V86H182ZM29 88L32 89L31 87H29ZM29 88L27 89L28 92H29ZM117 88H118V87H117ZM171 88H172V87H171ZM184 88H185V87H184ZM45 89H47V88H45ZM45 89H44V90H45ZM66 89H67V88H66ZM147 89H148V88H147ZM176 89H178V88H176ZM179 89H178V90H179ZM5 90H6V89H5ZM5 90H4V91H5ZM7 90H10V88L7 89ZM7 90H6V91H7ZM23 90H24V88H23ZM25 90H26V88H25ZM25 90H24V91H25ZM64 90H65V89H64ZM67 90H68V89H67ZM70 90H71V87H70ZM93 90H95V89H93ZM112 90H113V89H112ZM128 90H130V89H128ZM128 90H126V91H128ZM133 90H134V89H133ZM133 90H132V91H133ZM174 90H175V89H174ZM11 91H12V90H11ZM14 91H15V90H14ZM18 91H19V90H18ZM20 91H21V90H20ZM31 91H32V90H31ZM47 91H48V89L45 90L46 95H47ZM59 91H60V90H59ZM72 91H73V90H72ZM134 91H135V90H134ZM151 91H152L153 95H156V96L158 95L157 93L154 94V92H153L154 90H153V89H152ZM155 91H157V90H155ZM172 91H173V90H172ZM186 91H187V90H186ZM209 91H210V90H209ZM209 91H208V92H209ZM12 92H13V91H12ZM12 92H9V94L12 93ZM28 92H24V93H28ZM60 92H61V91H60ZM70 92H71V91H70ZM92 92H93V91H92ZM113 92H114V91H113ZM129 92H130V91H129ZM147 92H148V90H147ZM5 93L8 94V92H5ZM15 93H16V92H15ZM34 93H35V92H34ZM38 93H39V92H38ZM40 93H41V92H40ZM48 93H49V92H48ZM71 93H72V92H71ZM117 93H118V95H119V92H116V96H117ZM124 93H125V92H124ZM149 93H150V92H149ZM152 93L149 94V95H152ZM180 93H181V92H180ZM185 93H186V92H185ZM188 93H189V92H188ZM7 94H6V95H7ZM28 94H29V93H28ZM36 94H37V93H36ZM44 94H45V93H44ZM59 94H60V93H59ZM69 94H70V93H69ZM72 94H73V93H72ZM114 94H115V92H114ZM120 94H121V93H120ZM125 94H126V93H125ZM173 94H174V93H173ZM178 94H179V93H178ZM181 94H182V93H181ZM181 94H180V95H181ZM24 95H25V94H24ZM30 95L32 96V94H30ZM38 95H39V94H38ZM128 95H129V94H128ZM144 95H145V94H144ZM166 95H167V93H166ZM168 95H169V94H168ZM183 95H184V93H183ZM187 95H188V94H186V96H187ZM21 96H22V94H21ZM21 96H20V98H21ZM25 96H26V95H25ZM33 96H34V94H33ZM44 96H45V95H43L42 97H44ZM48 96H50V94H49ZM48 96H47V99H48ZM60 96H61V95H60ZM98 96H99V95H98ZM114 96H115V95H114ZM114 96H113V97H114ZM129 96H131V95H129ZM146 96H147V95H146ZM146 96H145V97H146ZM176 96H177V94H176ZM7 97H8V95H7ZM27 97H28V95H27ZM34 97H35V96H34ZM36 97H37V95H36ZM58 97H59V95H58ZM64 97H65V96H64ZM64 97H63V98H64ZM76 97H77V96H76ZM122 97H123V96H121V97H120V96H117L118 99H119V98H122ZM148 97H149V96H148ZM170 97H171V96H170ZM187 97H188V96H187ZM39 98H40V96H39ZM65 98H66V97H65ZM78 98H80V97H78ZM82 98H83V96H82ZM82 98H81V99H82ZM96 98H97V100L99 99L98 97H96ZM124 98H125V96H124ZM124 98H123V100H124ZM129 98H131V97H129ZM133 98H134V97H133ZM151 98H152V97L150 96L149 99H151ZM154 98H155V97H154ZM174 98H175V97H174ZM8 99H9V98H8ZM21 99H22V98H21ZM21 99H20V100H21ZM31 99H32V98H31ZM42 99H43V98H42ZM44 99H46V97H44ZM44 99H43V100H44ZM50 99H52V98H50ZM69 99H71V98H69ZM69 99H67V100H69ZM100 99H101V98H100ZM126 99H128V97H127ZM145 99H148V98H145ZM180 99H182V98H180ZM180 99H178V100H180ZM5 100H6V99H5ZM23 100H24V98H23ZM57 100H58V99H57ZM64 100H65V99H64ZM97 100H96V101H97ZM111 100H112V99H111ZM115 100H116V99H115ZM119 100H120V99H119ZM128 100H129V99H128ZM132 100H133V99H131V101H132ZM178 100H177V103H178ZM3 101H4V100H3ZM44 101H45V100H44ZM44 101H43V102H44ZM48 101H49V99H48ZM51 101H52V100H51ZM72 101H73V100H72ZM74 101H75V99H74ZM109 101H110V99H109ZM116 101H117V100H116ZM129 101H130V100H129ZM143 101H145V100L143 99ZM143 101H142V102H143ZM156 101H158V100L156 99ZM19 102H20V104L23 103V102H21V101H19ZM37 102H38V101H37ZM49 102H50V101H49ZM49 102H48V103H49ZM70 102H71V101H70ZM79 102H80L79 104L81 105V103H82L81 100H80ZM89 102H90V101H89ZM89 102H88L87 104H89ZM100 102H101V100L99 101V103H100ZM114 102H115V101H114ZM120 102H121V100H120ZM120 102H118L119 105L121 104ZM122 102H123V101H122ZM147 102H148V101H147ZM147 102H146V103H147ZM159 102H160V100H159ZM180 102H182V101L180 100ZM8 103H9V102H8ZM17 103H18V102H17ZM17 103H16V104H17ZM40 103H41V101H40ZM40 103H39V104H40ZM44 103H45V102H44ZM44 103H43V104H44ZM51 103H52V102H51ZM51 103H49V104H47V105H50ZM85 103H86V102H85ZM96 103H97V102H96ZM108 103L111 105L110 102H108ZM115 103H117V102H115ZM115 103H114V104H115ZM148 103H149V102H148ZM16 104H15V105H16ZM20 104L18 103V104L16 105L17 107L19 106V107H18L19 109H20ZM25 104H27V103H25ZM37 104H38V103H37ZM69 104H70V103H68V105H69ZM74 104H75V103H74ZM74 104H72V105H74ZM128 104H129V103H128ZM178 104H179V103H178ZM200 104H202V103H200ZM218 104H219V103H218ZM226 104H227V103H226ZM6 105H7V104H6ZM44 105H46V104H44ZM60 105H61V104H60ZM64 105H65V104H64ZM89 105H90V104H89ZM97 105H98V104H97ZM99 105H101V103H100ZM105 105H106V104H105ZM141 105H142V103H141ZM157 105H158V104H157ZM163 105H164V104H163ZM182 105H183V103H182ZM182 105L180 104L179 107L182 106ZM216 105H217V104H216ZM227 105H228V104H227ZM227 105H226V106H227ZM21 106H23V104H22ZM39 106H40V109H41V105H39ZM55 106H56V104H55ZM61 106H62V105H61ZM75 106H76V104H75ZM77 106H78V104H77ZM87 106H88V105H87ZM91 106H92V104H91ZM116 106H117V105H116ZM120 106H121V105H120ZM128 106H129V105H128ZM173 106H174V104H173ZM202 106H203V105H202ZM205 106H206V105H205ZM207 106H208V105H207ZM212 106H213V105H212ZM23 107H24V106H23ZM23 107H22V109H23ZM27 107H28V106H27ZM44 107H45V106H44ZM44 107H43V108H44ZM62 107H63V106H62ZM62 107H61V108H62ZM73 107H74V106H72V108H73ZM103 107H104V106H103ZM107 107H108V106H107ZM109 107H110V106H109ZM109 107H108L107 109H105V110H108ZM111 107H112V105H111ZM117 107H118V106H117ZM139 107H140V106H139ZM142 107H143V106H142ZM146 107H147V106H146ZM146 107H145V108H146ZM156 107H158V106H156ZM163 107H164V106H163ZM203 107H204V106H203ZM214 107H215V106H214ZM216 107H218V106H216ZM216 107H215V110L213 109L214 111L217 110ZM222 107H223V106H222ZM222 107H220V110L223 111V109H221ZM18 108H17V110H18ZM36 108L38 109V106H37ZM129 108H130V107H129ZM180 108H181V107H180ZM180 108H179V109H180ZM199 108H200L201 110H204V108H202V107H199ZM8 109H9V108H8ZM58 109H59V108H58ZM69 109H71V108H69ZM74 109H75V108H74ZM74 109H72V110L75 111ZM77 109H79V108H77ZM113 109H115V111L117 110L116 108H113ZM122 109H123V108H122ZM124 109H125V106H124ZM138 109H139V108H138ZM173 109H174V108H173ZM175 109H176V111L178 110V108H175ZM175 109H174V110H175ZM207 109H209V108H207ZM9 110H10V109H9ZM38 110H39V109H38ZM60 110H61V109H60ZM62 110H64V108H63ZM85 110H86V109H85ZM85 110H84V111H85ZM146 110H147V109H146ZM162 110H163V109H162ZM224 110H225V109H224ZM19 111H20V110H19ZM19 111H18V112H19ZM27 111H29V110H27ZM43 111H45V110H43ZM57 111H58V110H57ZM65 111H68V112H66V113H69L71 110L69 111V110H66V109H65ZM73 111H72V113H73ZM80 111H81V110H80ZM80 111L78 110L79 113H80ZM88 111H89V110H88ZM99 111H100V110H99ZM109 111H110V110H109ZM120 111H122V110H120ZM206 111H207V110H206ZM206 111H205V113H206ZM209 111H210V110H209ZM209 111H208V112H209ZM29 112H30V111H29ZM63 112H64V111H62V113H63ZM75 112H76V111H75ZM78 112H77V113H78ZM101 112H102V109H101ZM104 112L107 113V111H104ZM111 112H112V111H111ZM143 112H144V111L142 110V113H143ZM146 112H147V111H146ZM160 112H161V111H160ZM198 112H199V111H198ZM25 113H26V111L23 112V114H25ZM30 113H31V112H30ZM41 113H42V112H41ZM43 113H44V112H43ZM66 113H63V114L66 116ZM70 113H71V112H70ZM70 113H69V114H70ZM72 113H71V114H72ZM87 113H88V112H87ZM87 113H86V114H87ZM114 113H116V112H114ZM114 113L112 112L113 115H118V113H116V114H114ZM142 113H141V114H142ZM154 113H155V112H154ZM158 113H159V112H158ZM200 113H201V112H200ZM213 113H214V112H212L211 114H213ZM218 113L220 114V111L217 110V114H218ZM11 114H12V113H11ZM11 114H10V115H11ZM20 114H21V113H20ZM63 114H62V115H63ZM84 114H85V113H84ZM94 114H96V113H94ZM100 114H101V113H100ZM100 114H99V115H100ZM102 114H103V112H102ZM119 114H120V113H119ZM121 114H122V112H121ZM166 114H167V113H166ZM166 114H165V115H166ZM196 114H197V113H196ZM1 115H2V114H1ZM16 115H17V114H16ZM26 115H27V114H26ZM31 115H33V114H31ZM31 115H29V116L27 115L26 117H27V118H30ZM75 115H76V114H75ZM75 115H74V116H75ZM87 115H88V114H87ZM91 115H92V114H91ZM104 115H105V114H104ZM144 115H145V112H144L143 116H144ZM153 115H154V114H153ZM167 115H168V114H167ZM202 115H205L204 112L202 113ZM214 115H216V114L214 113ZM214 115H213V116H214ZM5 116H8V117H9V115L6 114V115H4V119L6 118ZM14 116H15V115H14ZM14 116H13V117H14ZM45 116H46V115H45ZM45 116H42V117H45ZM50 116H51V115H48V117H50ZM52 116H53V115H52ZM67 116H68V115H67ZM88 116H90V115H88ZM108 116H109V115H108ZM111 116H112V115H111ZM2 117H3V115H2ZM10 117H11V116H10ZM15 117H16V116H15ZM24 117H25V116H24ZM53 117H54V116H53ZM53 117H51L52 120H53ZM77 117H78V116H77ZM84 117L87 118L86 116H84ZM93 117H94V119H95V116H93ZM93 117H92V118H93ZM100 117H102V115H101ZM109 117H110V116H109ZM117 117H118V116H117ZM137 117H138V116H137ZM147 117H149V114H148ZM150 117H151V116H150ZM167 117H169V116H165V118H167ZM209 117H210V116H209ZM211 117H212V116H211ZM17 118H18V117H17ZM31 118H32V117H31ZM31 118H30V119H31ZM45 118H46V117H45ZM63 118H64V117H63ZM68 118H69V116H68ZM70 118L72 119L73 117H71V115H70ZM85 118H83V119H85ZM90 118H91V117H90ZM98 118H99V117H98ZM107 118H108V117H107ZM112 118H113V117H112ZM143 118H145V117H143ZM158 118H159V117H158ZM158 118H157V119H158ZM0 119H1V117H0ZM4 119H3V120H4ZM40 119H41V122L44 121L43 118H40ZM40 119H39V120H40ZM42 119H43V121H42ZM74 119H76V118L74 117ZM79 119H80V117H79ZM96 119H97V118H96ZM103 119H104V118H103ZM105 119H106V118H105ZM109 119H110V118H109ZM127 119H128V118H127ZM138 119H139V118H138ZM206 119L208 120V118H206ZM18 120H19V118H18ZM45 120H47V119H45ZM52 120H51V121H52ZM56 120H57V119H56ZM58 120H59V119H58ZM66 120H67V118L65 119V121L63 120L64 122L62 121L63 124H64V125H63L64 127H65V125H66V124H65V123H66ZM91 120H92V119H91ZM91 120H89V117H88V121H87V120H86V121H87V123L90 121L92 124H95V126L97 127V124H98V123H93L94 121L92 120V121H93V122H92ZM119 120H120V119H119ZM146 120H147V119H146ZM146 120H145V121H146ZM150 120H151V119H149V121H150ZM15 121H17V119H16ZM49 121H50V119H49ZM67 121H68V120H67ZM99 121H100V120H99ZM103 121H104V120H103ZM103 121H102V125L104 124ZM117 121H118V120H117ZM126 121H127V120H126ZM157 121H159V120H157ZM157 121H156L155 123H157ZM163 121H164V120H163ZM167 121H168V118H167ZM12 122H13V121H12ZM20 122H21V120H20ZM36 122L39 123V121H37V120H36ZM41 122H40V123H41ZM44 122H45V121H44ZM47 122H48V121H47ZM53 122H54V120H53ZM71 122H73V121H71ZM81 122H83V121H81ZM81 122H80V124H79V127L81 126ZM96 122H98V121H96ZM107 122H108V121H107ZM146 122H147V121H146ZM168 122H169V121H168ZM256 122H258V121L256 120L254 123L256 124ZM9 123H10V122H9ZM9 123H8V125H9ZM16 123H17V122H16ZM24 123H25V122H24ZM27 123H28V122H27ZM40 123L38 124L39 126L41 125ZM50 123H51V122H50ZM67 123H68V122H67ZM85 123H86V122H85ZM91 123H89V124L91 125ZM166 123H167V122L165 121V125L167 126ZM20 124H21V123H20ZM69 124H71V123H69ZM89 124H88V125H89ZM108 124H109V123H108ZM113 124H114V123H113ZM116 124H117V123H116ZM157 124H158V123H157ZM184 124H185V123H184ZM16 125L19 126V124H16ZM21 125H22V124H21ZM42 125H43V124H42ZM57 125H60V124H57ZM100 125H101V124H100ZM110 125H111V124H110ZM117 125H118V126H117ZM117 125H116V126H117L116 128L120 129V132L117 133L118 135H119V134H120V135H124V134H126V131L129 130V129L131 128V127H127V124L125 125V121H124V119H122V118H121V120L118 122ZM128 125H129V124H128ZM138 125H139V123H138ZM144 125H145V124H144ZM150 125H151V124H150ZM154 125H155V127L157 126L156 124H154ZM165 125H164V126H165ZM257 125H258V124H257ZM257 125H255V126H257ZM259 125H260V124H259ZM259 125H258V126H259ZM0 126H1V124H0ZM26 126H27V125H26ZM36 126H37V124H36ZM55 126H56V125H55ZM63 126H62V127H63ZM67 126H68V125H67ZM173 126H174V125H173ZM184 126H185V125H184ZM258 126H257V128H258ZM5 127H6V126H5ZM40 127H41V126H40ZM45 127H47V126H45ZM50 127H51V126H50ZM50 127H47L48 132H49ZM57 127H58V126H57ZM76 127H77V126L75 125V128H76ZM102 127H103V126H102ZM104 127H105V125H104ZM113 127H114V126H113ZM132 127H133V126H132ZM144 127H145V126H144ZM185 127H186V126H185ZM0 128H1V127H0ZM17 128H18V127H17ZM20 128H21V127H20ZM33 128H34V127H32V129H33ZM37 128H38V126H37ZM54 128H55V127H52V129H54ZM65 128H66V127H65ZM84 128H85V127H84ZM87 128H88V129H84V131H85V130L89 131V127H87ZM91 128H94V127L91 126ZM91 128H90V129H91ZM111 128H112V127H111ZM134 128H135V127H134ZM136 128H137V126H136ZM160 128H161V127H160ZM186 128H187V127H186ZM189 128H190V127H189ZM68 129H69V128H68ZM70 129H71V128H70ZM79 129H80V128H79ZM81 129H82V128H81ZM100 129H101V131L103 130L102 128H100ZM104 129H105V128H104ZM112 129L114 130V128H112ZM112 129L108 130V128H107L108 132L111 131ZM143 129H144L143 131L146 130L145 128H143ZM161 129H162V128H161ZM164 129H165V127H164ZM167 129H169V127H167ZM167 129H166V130H167ZM1 130H2V129H1ZM8 130H9V128H8ZM8 130H7V131H8ZM35 130H36V129H35ZM35 130H34V132H35ZM42 130H43V129H42ZM63 130H64V129H63ZM65 130H66V129H65ZM74 130H75V129H74ZM132 130H133V128H132ZM159 130H160V129H159ZM162 130H163V129H162ZM162 130H161V132H162ZM183 130H184V128H183ZM185 130H187V129H185ZM257 130L260 131V128H258ZM257 130H256V131H257ZM25 131H27V130H25ZM45 131H46V130H45ZM45 131H44V133H45ZM68 131H69V130H68ZM79 131H80V130H79ZM87 131L84 132V133H85L84 136L87 134V133H86ZM94 131H95V128H94ZM99 131H100V130H99ZM101 131H100V132H101ZM153 131H154V129H153ZM153 131H152V132H153ZM169 131H170V130H169ZM189 131H190V129H189ZM191 131H192V130H191ZM194 131H195V130H194ZM1 132H2V131H1ZM1 132H0V133H1ZM8 132H10V131H8ZM29 132H30V131H29ZM29 132H28V133H29ZM40 132H41V128H40ZM77 132H78V130H77ZM106 132H107V131H106V129H105V133H106ZM130 132H131V131H130ZM133 132H136V131L133 130ZM145 132H146V131H145ZM145 132H144V133H145ZM155 132H156V131H155ZM166 132H167V131H166ZM166 132H165V133H166ZM184 132H185V131H184ZM192 132H193V131H192ZM222 132H223V131H222ZM257 132H258V131H257ZM16 133H17V131H16ZM50 133H51V132H50ZM50 133H48V134H50ZM52 133H53V132H52ZM52 133H51V135H52ZM54 133H55V132H54ZM54 133H53V134H54ZM70 133H71V130H70ZM92 133L94 134V132H92ZM98 133H99V132H98ZM105 133H103V134H105ZM167 133L169 134V132H167ZM182 133H183V131H182ZM182 133H181V131H180L179 136H180ZM187 133H189V132H187ZM260 133H261V132H260ZM34 134H35V133H34ZM36 134H39V133H36ZM63 134H64V133H63ZM72 134H73V133H72ZM75 134H76V130H75ZM75 134H74V139H76V138H75V137H76ZM89 134H91L90 131H89ZM96 134H97V133H96ZM99 134L102 135V133H99ZM127 134H129V133L127 132ZM142 134H143V133H142ZM162 134H163V133L160 134V135H161L160 138H163V137H162V136H163ZM171 134H172V133H171ZM183 134H184V133H183ZM183 134H182V135H183ZM256 134H258V133H256ZM261 134H262V133H261ZM261 134H260L259 136H262ZM3 135H4V134H3ZM21 135H22V134H21ZM21 135H20V136H21ZM25 135H26V134H25ZM25 135H24V136H25ZM45 135H46V134H45ZM45 135H44V137H45ZM51 135H50V137H49V135H48L49 140L52 138ZM109 135H112V133H111V134L109 133ZM129 135H130V134H129ZM134 135L136 136V133H134ZM160 135H159V136H160ZM165 135H166V134H164V136H165ZM172 135H173V134H172ZM182 135H181V137H182ZM185 135H186V134H185ZM191 135H192V133H191ZM194 135L196 136V131H195V134H194ZM197 135H198V134H197ZM225 135H226V134H225ZM0 136H1V135H0ZM54 136H55V135H54ZM54 136H53V137H54ZM62 136H63V135H62ZM69 136H71V135L69 134ZM93 136H95V135H93ZM103 136L105 137V135H102L101 137H103ZM127 136H128V135H127ZM132 136H133V135H132ZM135 136H133V137H135ZM143 136H145V135H143ZM169 136H170V135H169ZM189 136H190V135H189ZM14 137H15V136H14ZM14 137H13V138H14ZM46 137H47V135H46ZM58 137H60V136H57V138H58ZM77 137H78V136H77ZM85 137H86V138H85ZM85 137H84L85 140L88 142L89 137H88V136H85ZM114 137H115V136H114ZM119 137H120V136H119ZM129 137H131V136H129ZM147 137H148V136H147ZM167 137H168V136H167ZM167 137L165 136L166 139L170 138L171 136L168 137V138H167ZM177 137H178V136H177ZM181 137H180V138H176V140L179 139V140H180L179 142H181V139L183 138V137H182V138H181ZM197 137H198V136H197ZM257 137H258V136H257ZM3 138H4V137H3ZM24 138H25V137H24ZM78 138H79V137H78ZM98 138H99V137H98ZM122 138H123V137H122ZM138 138H139V137H138ZM142 138H143V137H142ZM203 138H205V137H203ZM261 138H262V137H261ZM15 139H16V138H15ZM28 139H30V138H28ZM65 139H68V138L65 137ZM69 139H70V137H69ZM72 139H73V135H72ZM90 139H93V138L90 137ZM99 139H100V138H99ZM99 139H98V141H99ZM107 139H108V138H107ZM107 139H106V140H107ZM119 139L121 140V137H120ZM130 139H131V138H130ZM134 139L136 140V138H134ZM134 139H132V141H134ZM156 139H158V138L156 137ZM166 139H165V140H166ZM257 139H258V138H257ZM263 139H264V138H263ZM263 139H262V140H263ZM13 140H14V139H13ZM23 140H24V139H23ZM26 140H27V139H26ZM52 140H53V139H52ZM52 140H51V141H52ZM81 140H82V139H81ZM93 140H95V139H93ZM102 140L104 141L105 139H102ZM111 140H112V138H111ZM122 140H123V139H122ZM165 140H164V141H165ZM184 140H185V139L183 138V141H182V143L180 144L181 147H179V145L176 143L177 147H175V150H173V152H174V155H173V156H171L170 154L167 153L168 150H170L168 147H167L168 150L166 151V153H165V152L163 153L162 151H160L159 153H157L158 156H156V157H158V159L160 158L161 161H162V165H161L160 169L157 170V174H156V172H154V169L156 170V168H153L152 166H150V164H147L148 162L150 163L151 161H148V160H147V161H146L147 163H145L144 160H143V163H145L146 165H143V166H139V165H138L139 167H136V165L132 166V165L134 164L133 161H131V162H132V165L130 164V163H131L130 161H129L130 163H129L128 161L125 162V161H126V158H125L124 163H125V164H126V163H129V164H130V165H128V166H129V168L131 167L130 169H131L132 175H131V177L129 178V180H128L127 182H125L126 178H125L124 176H127V175L122 174V175H124L123 177L125 178V180L123 179L124 181H123V180H122V181L125 182V184H124V185H119V190H122V191L126 192L127 195H130V194L132 193V194H131V197L129 196V198H130V200H133L132 195H133V193L135 192V190L137 191V188H135V187H137L138 183L141 182V179H142L141 177H143V176L146 178V181L148 182L149 185L151 184V180L154 178V176L156 177V175H158L160 179L162 178L163 183H165V184L167 185L168 182H170V181L173 179V176H172V177L170 176V175H171V173H170L171 165L173 166V165L176 163V166H182L183 162L185 161V160H184V159H185V158H184L185 155H184L183 151H184V148H185L186 145L183 144ZM189 140H190V139H189ZM191 140H192V138H191ZM197 140H199V139H197ZM208 140H209V138L206 139L207 142H208ZM37 141H38L39 143H41L39 140H37ZM66 141H67V140H65V144H66ZM68 141H69V140H68ZM113 141H114V140H113ZM129 141H131V140H129ZM154 141H155V140H154ZM159 141H160V140H159ZM194 141H195V140H194ZM212 141H213V140H212ZM212 141H211V143H212ZM258 141H259V140H258ZM14 142H15V141H14ZM14 142H13V143H14ZM23 142H24V141H23ZM38 142H37V143H38ZM69 142H73V141L70 140ZM75 142H76V140H75ZM81 142H82V141H81ZM91 142H92V140H91ZM91 142H89V143H91ZM99 142H102V141L100 140ZM161 142H162V141H161ZM161 142H160V143H161ZM166 142H167V140H166ZM166 142H165V143H166ZM168 142H169V141H168ZM260 142H263V141L260 140ZM0 143H1V142H0ZM15 143H17V142H15ZM20 143H21V142H20ZM43 143H44V142H43ZM53 143H54V141H53ZM96 143H97V141H96ZM102 143H103V142H102ZM104 143H105V141H104ZM110 143H111V142H110ZM116 143H117V142H116ZM116 143H115V144H116ZM122 143H123V142H122ZM131 143H132V142H131ZM133 143L136 144L137 141H136V142H133ZM133 143H132V145H133ZM151 143H152V142H151ZM157 143H158V141H157ZM160 143H158V145H157L158 150H159V148L161 147V146L159 147ZM189 143H191V142H189ZM208 143H209V142H208ZM208 143L206 144V142H205L206 146H208ZM23 144H24V143H23ZM56 144H58V143H56ZM62 144L65 145L64 143H62ZM80 144H81V143H80ZM119 144H120V142L118 143V148L120 147ZM166 144H167V143H166ZM171 144H172V143H171ZM182 144H183V145H182ZM193 144H194V143H193ZM196 144H197V143H196ZM196 144H195V147H196ZM200 144H201V143H200ZM259 144H260V143H259ZM6 145H9V144H6ZM18 145H20V144L17 143V148H19ZM27 145H28V144H27ZM54 145H55V144H54ZM60 145H61V144H60ZM63 145H62V146H63ZM84 145H85V144H84ZM86 145H87V143H86ZM91 145H92V143H91ZM105 145H106V143H105ZM108 145H110V144H108ZM108 145L106 146V147H107V148H106V153H107V151H108V149H109V148H108ZM128 145H129V142H128L127 146H128ZM136 145H137V144H136ZM146 145H147V144H146ZM162 145H163V144H162ZM176 145H175V146H176ZM261 145H262V144H261ZM1 146H3V145H1ZM12 146H13V145H11V147H10L9 149H11ZM57 146L60 147L59 145H57ZM73 146H74V145H73ZM82 146H83V145H82ZM94 146H95V145H94ZM100 146H101V143H100ZM121 146H122V145H121ZM130 146H131V145H130ZM133 146H134L133 148L136 149V148H135V145H133ZM164 146H165V144H164ZM191 146H192V145H191ZM191 146H190L189 148H191ZM263 146H264V145H263ZM263 146H262V147H263ZM4 147L6 148V146H4ZM27 147H28V146H27ZM146 147H147V146H146ZM170 147H171V146H170ZM197 147H199V146H197ZM208 147H209V146H208ZM47 148H48V147H47ZM49 148H50V147H49ZM78 148H79V147H78ZM90 148H91V147H90ZM92 148H94V147H92ZM96 148H97V146H96ZM130 148H132V147H129L128 150H129ZM143 148H144V147H143ZM162 148H163V146H162ZM162 148H160V150H162ZM177 148H178V149H177ZM199 148H200V147H199ZM199 148H198V150H199ZM211 148H212V147H209V148L206 147V149H208V150H210ZM6 149L8 150V146H7ZM6 149H4V150H6ZM19 149H20V148H19ZM26 149H27V148H26ZM35 149H36V151H37V148H36V147H35ZM58 149H59V148H58ZM64 149H65V148H64ZM64 149H63V150H64ZM82 149H83V148H82ZM86 149H87V146H86ZM100 149H101V148H100ZM103 149H104V148H103ZM115 149H117V148L115 147ZM115 149H113V151L116 152ZM119 149H120V148H119ZM146 149H147V148H145V152H146ZM149 149H150V147H149ZM173 149H174V148H173ZM176 149H177V150H176ZM194 149H197V148H194ZM200 149H201V148H200ZM206 149H205V150H206ZM262 149H264V147H263ZM21 150H22V148H21ZM24 150H25V149H24ZM32 150H33V149H32ZM46 150H47V149H46ZM60 150H62V147L60 148ZM79 150H80V149H79ZM89 150H90V149L88 148L87 151H89ZM96 150H97V149H96ZM98 150H99V149H98ZM110 150H111V149H110ZM126 150H127V149H126ZM131 150H132V149H131ZM158 150H157V152H158ZM165 150H166V149H165ZM189 150H190V149H189ZM212 150H213V148H212ZM9 151H10V150H9ZM9 151H8V152H9ZM18 151H19V150H18ZM90 151H92V150H90ZM90 151H89V153H90ZM94 151H95V150H94ZM138 151H139V150H138ZM138 151H137V152L133 151L132 153L130 152V153H131V157H130V158H132V157H134V156H137V154H136V155H134V154H135V153H138ZM155 151H156V150H155ZM171 151H172V150H171ZM195 151H196V150H195ZM258 151H259V149H258ZM16 152H17V151H16ZM22 152H23V151H22ZM32 152H33V151H32ZM83 152H84V151H83ZM85 152H86V151H85ZM96 152H97V151H96ZM108 152H110V154H111V151H108ZM115 152H114V153H115ZM117 152H119V151H117ZM117 152H116V153H117ZM120 152H121V150H120ZM145 152H144V150H143V153H145ZM199 152H200V154H201V151H200V150H199ZM199 152H198V153H199ZM202 152H203V151H202ZM206 152H209V154H211L210 151H206ZM260 152H261V151H260ZM262 152H263V151H262ZM1 153H3V152H1ZM9 153H11V152H9ZM12 153H13V152H12ZM52 153H53V152H52ZM102 153H103V151H102ZM102 153H99V154H102ZM133 153H134V154H133ZM140 153H141V152H140ZM150 153H151V151H150ZM194 153H197V152H194V150H190V151H188V155H187V157H188L189 159L193 160V159L195 158ZM263 153H264V152H263ZM7 154H8V153H6V151H5V156H6ZM20 154H21V153H20ZM81 154H83V153H81ZM92 154H93V151H92ZM95 154H96V153H95ZM104 154H105V153H104ZM104 154H103V156H104ZM112 154H113V152H112ZM125 154H127V152H126ZM147 154H148V153H146V155L144 154L143 156H147ZM209 154H208V155H209ZM12 155H13V154H12ZM38 155H39V154H38ZM63 155H64V154H63ZM84 155H85V153H84ZM86 155H87V153H86ZM113 155H114V154H113ZM113 155H111V156H113ZM116 155H117V154H116ZM116 155H115V156H116ZM121 155H122V154H121ZM148 155H149V154H148ZM5 156H4V157H5ZM9 156H10V154H9ZM13 156H14V155H13ZM87 156H88V155H87ZM89 156H90V155H89ZM89 156H88V157H89ZM98 156H99V155H98ZM105 156H107V155L105 154ZM105 156H104V157H105ZM111 156L109 157L110 159H111ZM119 156H120V155H119ZM119 156H118V157H119ZM122 156H124V155H122ZM122 156H121V157H122ZM129 156H130V155H128V157H129ZM196 156H197V155H196ZM199 156H200V155H199ZM7 157H8V156H7ZM29 157H30V156H29ZM33 157H34V156H33ZM39 157H40V156H39ZM55 157H56V156H55ZM58 157H59V156H58ZM64 157H65V155H64ZM96 157H97V156H96ZM101 157H102V155H101ZM118 157H117V158H118ZM121 157H120V159H121ZM126 157H127V155H126ZM148 157H149V156H148ZM208 157H209V156H208ZM263 157H264V156H263ZM8 158H9V157H8ZM12 158H13V157H12ZM25 158L28 159L27 156H26ZM25 158H24V159H25ZM37 158H38V156H37ZM79 158H80V157H79ZM83 158H84V157H83ZM85 158H86V160L89 162V159H87L86 156H85ZM91 158H92V155H91ZM114 158L116 159V157H114ZM114 158H113V160H111V161H112L111 163H113V161L115 160ZM130 158H129V160H130ZM141 158H144V157H141ZM209 158H210V157H209ZM15 159H16V157L14 158V160H15ZM50 159H51V158H50ZM57 159H59V158H57ZM92 159H94V158H92ZM96 159H98V157H97ZM101 159H102V158H101ZM118 159H119V158H118ZM127 159H128V158H127ZM144 159H145V158H144ZM149 159H150V157H149ZM151 159H152V158H151ZM151 159H150V160H151ZM153 159H154V155H153ZM153 159H152V160H153ZM0 160H1V159H0ZM9 160H10V159H9ZM12 160H13V159H12ZM32 160H33V159H32ZM51 160H52V159H51ZM64 160H65V159H64ZM79 160H81V162H83V161H82V158H81V159H78V162H79ZM102 160H103V159H102ZM121 160H122V159H121ZM121 160H120L119 162H120V165L122 166V164H124V163H123V162L121 163ZM134 160H135V159H134ZM183 160H184V161H183ZM195 160H196V159H195ZM199 160L202 161V156H201V159L199 158ZM204 160H205V159H204ZM204 160H203V162H204ZM4 161H6V160H4ZM10 161H11V160H10ZM10 161H9V162H10ZM48 161H49V160H48ZM48 161H47V162H48ZM52 161H53V160H52ZM84 161H85V160H84ZM94 161H95V159H94ZM94 161L92 160V163H95ZM97 161H98V160H97ZM100 161H101V160H100ZM103 161H105V160H103ZM103 161H101V162L98 161V162H99V163H102ZM115 161H117V160H115ZM115 161H114V163L119 164L118 161H117V162H115ZM138 161H139V159H138ZM26 162H27V161H26ZM88 162H87V163H88ZM134 162H135V161H134ZM136 162H137V161H136ZM136 162H135V163H136ZM152 162H153V161H152ZM49 163L51 164V162H49ZM52 163H53V162H52ZM64 163H65V162H64ZM79 163H80V162H79ZM85 163H86V161H85ZM85 163H84V164H85ZM103 163H104V162H103ZM111 163H110V164H111ZM140 163L142 164V161H140L139 164H140ZM158 163H159V161H158ZM158 163H157V164H158ZM26 164H27V163H26ZM38 164H39V163H38ZM65 164H66V163H65ZM81 164H82V163H81ZM81 164H80V166H81ZM108 164H109V162H108ZM117 164H114L113 166H116ZM193 164H194V166H195L196 168H199V167H200L199 165H201V164H202V165H203V164L205 165V163L198 164V163H196L195 161H193ZM24 165H25V164H24ZM24 165L22 166V168L24 167ZM40 165H41V164H40ZM61 165H62V164H61ZM74 165H75V164H74ZM89 165H90V163H89ZM91 165H92V164H91ZM100 165H101V164H100ZM100 165H98V166H100ZM120 165H119V166H120ZM153 165H154V163H153ZM202 165H201V166H202ZM47 166H48V165H47ZM47 166H46V167H47ZM54 166H55V165H54ZM59 166H60V165H59ZM80 166H79V167H80ZM94 166H96V164L93 165V167H94ZM98 166H97V167H98ZM107 166H108V165H107ZM119 166H118V167L116 166L115 168H118V169H119ZM50 167H53L52 164L50 165ZM86 167H87V166H86ZM86 167H85V166H84V167L81 166L79 169H83V168H86ZM91 167H92V166H91ZM91 167H90V168H91ZM93 167H92V168H93ZM101 167H102V165H101ZM101 167H100V168H101ZM111 167H112V165H111ZM122 167H123V166H122ZM132 167H133V168H132ZM154 167H156V166L154 165ZM174 167H175V166H174ZM25 168H28V166L25 167ZM75 168H76V167H75ZM102 168H103V167H102ZM107 168H108V167H107ZM107 168H106V169H107ZM115 168H114V170H115ZM120 168H121V167H120ZM124 168L129 169V168L127 167V165H126V167H124ZM172 168H173V167H172ZM190 168H191V166H190ZM202 168H204V167H202ZM43 169H44V168H43ZM61 169H62V168H61ZM88 169H89V168H88ZM93 169H94L93 171H96L95 168H93ZM109 169L113 170L112 168H109ZM122 169H123V168H122ZM127 169L125 170V172H127ZM181 169H182V168H181ZM25 170H26V169H25ZM57 170H59V169H57ZM83 170H84V169H83ZM86 170H87V169H86ZM90 170H91V169H90ZM102 170H103V169H102ZM111 170H110V171H111ZM114 170H113V171H114ZM119 170H120V169H119ZM178 170H179V169H178ZM186 170H187V169H186ZM223 170H224V169H223ZM252 170H253V168H252ZM35 171H36V170H35ZM40 171H42V169H41ZM60 171H61V170H60ZM60 171H58V172H60ZM93 171H92V172H93ZM107 171H108V170H107ZM110 171H108V172H110ZM113 171H111L112 173L110 172V173L112 174L111 176H113V174H114ZM190 171H191V170H190ZM241 171H242V170H241ZM20 172H21V171H20ZM22 172H23V171H22ZM61 172H62V171H61ZM64 172L66 173V171H64ZM64 172H63V173H64ZM72 172H73V171H72ZM77 172L80 173V170L78 171V169H77ZM77 172H76V173H77ZM87 172H88V171H87ZM87 172H86V173H87ZM114 172H115V171H114ZM117 172H119V174H120V173H121V170H120V171H117V169H116V172H115L116 175L118 174ZM123 172H124V169H123ZM180 172H181V171H180ZM180 172H179V173H180ZM191 172H192V171H191ZM24 173H25V172H24ZM27 173H28V172H27ZM27 173H26V174H27ZM35 173H36V172H35ZM40 173H41V172H39V174H40ZM47 173H49V172H47ZM56 173H57V171H56ZM78 173L76 174L77 177H78V175L80 176V175L83 173V175L80 176V177L82 178V177L84 176V177L86 178V176H85L86 173H85L84 171H82L80 174H78ZM84 173H85V174H84ZM94 173H96V172H94ZM94 173H91V171H90V175L93 176ZM97 173H99V175H100V174L103 173V171L100 173V170H99V172H98V170H97ZM128 173H129V172H128ZM176 173L178 174L177 171H176ZM205 173H206V172H204V174H205ZM250 173H251V172H250ZM0 174H1V173H0ZM26 174H25V175H26ZM41 174H42V173H41ZM49 174H50V173H49ZM49 174H48V175H49ZM57 174H58V173H57ZM87 174H88V173H87ZM106 174H107V173H106ZM172 174H173L174 176H176V177L178 176V175H176L175 173H172ZM182 174H183V173H182ZM251 174H252V173H251ZM253 174H255V173H253ZM7 175H8V173H7ZM10 175H11V174H10ZM36 175H37V174L34 175V178H35ZM42 175H44V176H43L44 178H45V176H46V178H47V176H48V175H45V174H42ZM71 175H73V174L71 173ZM74 175H75V174H74ZM94 175H97V174H94ZM99 175H98V176H99ZM103 175H104V174H103ZM109 175H110V174H109ZM116 175H114V176H116ZM179 175H180V174H179ZM240 175H242V173H241ZM37 176H39V175H37ZM40 176H41V175H40ZM40 176H39V178H40ZM49 176H51V175H49ZM49 176H48V177H49ZM55 176H57V175L55 174ZM63 176H64V174H63ZM66 176H67V175H66ZM114 176H113V177H114ZM120 176H121V175H120ZM120 176H119V177H120ZM187 176H189V175H187ZM187 176H186V179H188ZM254 176H255V175H254ZM254 176H253V177H254ZM12 177H13V176H12ZM14 177H15V176H14ZM22 177H24V176H22ZM22 177H21V178H22ZM43 177H42V178H43ZM71 177H72V176H71ZM80 177H79V178H80ZM84 177H83V179H81V180H85ZM100 177H101V176H100ZM100 177H99V178L97 177L98 181H100V179H101ZM106 177H107V176H106ZM121 177H122V176H121ZM127 177H129V175H128ZM179 177H180V176H178V179H179ZM227 177H228V176H227ZM7 178H8V177H7ZM44 178H43V179H44ZM46 178H45L44 180H47ZM52 178H53V177H52ZM52 178H50V179H52ZM62 178H63V177H62ZM89 178H90V177H89ZM94 178H95V176H94ZM94 178H93V179H94ZM102 178H103V177H102ZM109 178H111V177H109ZM157 178H158V177H157ZM157 178H156V179H157ZM205 178H206V177H205ZM247 178H248V177H247ZM263 178H264V177H263ZM4 179H5V177H4ZM9 179H10V178H9ZM24 179H27V178L24 177ZM35 179H36V178H35ZM35 179H34V180H35ZM58 179H59V176H58ZM63 179L66 180V177H64ZM71 179H72V178H71ZM76 179L79 180L78 178H76ZM107 179H108V178H107ZM107 179H106V181H107ZM233 179H234V178H233ZM244 179H245V178L243 177V181L245 182V180H247V179H245V180H244ZM6 180H7V179H6ZM6 180H2V183H3V181L7 183ZM14 180H16V179H14ZM19 180H20V179H19ZM34 180H33V181H34ZM77 180H76V182H77ZM81 180H80L79 182H81ZM86 180H87V179H86ZM90 180H92V179L90 178ZM90 180H87V183H88ZM101 180H104V179H101ZM109 180H110V179H108V181H109ZM111 180H116V182L118 181L117 178H116V179H115V178H113V179L111 178ZM153 180H154V179H153ZM173 180H174V179H173ZM173 180H172V182H173ZM226 180H227V178H226ZM33 181H32V182H33ZM48 181H49V179H48ZM56 181H57V180H56ZM66 181H67V180H66ZM92 181L95 182V180H92ZM98 181H96V182H98ZM154 181H155V182H154ZM154 181H153L154 183L158 184V183L156 182L157 180H154ZM182 181H183V180H182ZM194 181H195V180H194ZM234 181H235V180H234ZM252 181H253V180H252ZM21 182H22V180H21ZM37 182H39V180H38ZM83 182H84V181H83ZM83 182H81V184H83ZM85 182H86V181H85ZM85 182H84V183H85ZM112 182H113V181H112ZM112 182H111V183H112ZM142 182H143V181H142ZM142 182H141V183H142ZM160 182H161V181H160ZM178 182H179V180H178ZM178 182H176V183H178ZM228 182H229V181H228ZM244 182H243V183H244ZM6 183H4L5 186H7ZM22 183H23V182H22ZM33 183H34V182H33ZM33 183H32V184H33ZM40 183H41V182H40ZM40 183H39V184H40ZM70 183H71V181H70ZM101 183H102V182H100V183L98 182V184H101ZM114 183H115V181H114ZM114 183H113V185H111V186H114V185H115ZM120 183H121V182H120ZM143 183H144V182H143ZM161 183H162V182H161ZM17 184L19 185V183H17ZM27 184H28V186L30 185L29 183H27ZM27 184H25V186H24L26 189H27V187H26ZM43 184H45V183H43ZM68 184H69V182H68ZM78 184H79V183H78ZM92 184H93V182H92ZM92 184L89 185V186H90L89 188H92V187H93ZM102 184H104V183H102ZM121 184H122V183H121ZM152 184H153V183H152ZM156 184H155V185H156ZM253 184H254V182H253ZM37 185H38V184H37ZM86 185H87V184H86ZM91 185H92V186H91ZM149 185H148V186H149ZM155 185H153V188L155 187ZM168 185H169V184H168ZM203 185H204V183H203ZM22 186H23V184H22ZM30 186H31V185H30ZM77 186H78V185H77ZM95 186H96V183H95ZM95 186H94V187H95ZM97 186H98V185H97ZM100 186H101V185H100ZM115 186H116V185H115ZM117 186H118V184H117ZM148 186H147V187H148ZM156 186H157V185H156ZM191 186H192V185H191ZM201 186H202V185H201ZM250 186H251V185H250ZM253 186H254V185H253ZM68 187H69V186H68ZM78 187H79V186H78ZM87 187H88V186H87ZM87 187H86V188H87ZM151 187H152V185H151L149 188L151 189ZM157 187H158V186H157ZM165 187H166V186L164 185V188H165ZM167 187H168V186H167ZM167 187H166V188H167ZM192 187H193V186H192ZM251 187H252V186H251ZM259 187H260V186H259ZM3 188H4V187H3ZM3 188H2V189H3ZM19 188H20V187H19ZM96 188H98L99 190H98V189H96V190L100 192L101 189H100L99 187H96ZM109 188H111V187H109ZM116 188H117V187H114L115 190H116ZM140 188H142V187L140 186ZM182 188H183V187H182ZM187 188H188V187H187ZM189 188H190V186H189ZM189 188H188V189H189ZM252 188H253V187H252ZM252 188H251V190H252ZM26 189H25V191H26ZM28 189H31V187L28 188ZM87 189H88V188H87ZM150 189H149V191H150ZM159 189H161V188H159ZM204 189H205V188H204ZM244 189H245V188H244ZM3 190H4V189H3ZM34 190H35V189H34ZM36 190H37V189H36ZM38 190H39V189H38ZM67 190H68V191H67ZM67 190H66V191L69 193V189H67ZM89 190H90V189H89ZM89 190H88V191H89ZM111 190H112V188H111ZM111 190L109 189V191H111ZM117 190H118V189H117ZM223 190H224V189H223ZM223 190H222V191H223ZM249 190H250V189H249ZM251 190H250V191H251ZM1 191H2V190H1ZM44 191H45V189H44ZM46 191H47V190H46ZM46 191H45V193H46V194L48 193V194L46 195L47 198H48L49 191H48V192H46ZM61 191H63V189H62ZM61 191H60V193H61ZM64 191H65V190H64ZM88 191H87V192H88ZM140 191H141V190H140ZM140 191L138 190V192H140ZM154 191H156V190L154 189ZM154 191L151 189V192H153V194L156 193V192L154 193ZM167 191H168V190H167ZM179 191H180V190H179ZM185 191H186V189H185ZM222 191H220V193H221ZM243 191H244V190H243ZM246 191H248V189H246L245 192H246ZM53 192H54V191H53ZM67 192H65V193H67ZM104 192H105V191H104ZM138 192H137L136 194L140 195L141 192H140V194H139ZM158 192H160V191H158ZM164 192H166V191H164ZM188 192H189V191H188ZM241 192H242V191H241ZM2 193H4V192L2 191ZM29 193H30V190H29ZM35 193H36V191H35ZM35 193H34V194H35ZM100 193H102V192H100ZM112 193H114L113 190H112ZM112 193H111L110 196H111V197L113 196V198H114V195H115V194L113 195ZM161 193H162V190H161ZM161 193H160V194H161ZM167 193H168V192H167ZM180 193H183V192L181 191ZM19 194H20V193H19ZM37 194H39V193H37ZM37 194H36V195H37ZM97 194H98V193H97ZM119 194H120V193H119ZM148 194H149V192H148ZM150 194L152 195V193H150ZM162 194H163V193H162ZM175 194H176V193H175ZM177 194H178V193H177ZM2 195H3V194H2ZM25 195L28 196L27 192H26V194L24 193V197H27V196H25ZM30 195H31V194H30ZM68 195H69V194H68ZM117 195H118V194H117ZM151 195H148V196H151ZM208 195H209V193H208ZM218 195H219V194H218ZM232 195H233V194H232ZM263 195H264V194H263ZM263 195H261V196L264 197ZM18 196H19V195H18ZM37 196H39V195H37ZM40 196H41V195H40ZM61 196H63V194H62ZM64 196H66V195H64ZM96 196H97V195H96ZM99 196H100V195H98V197L96 198L97 200H99V198H100ZM103 196H104V195H103ZM108 196H109V195H108ZM118 196H120V195H118ZM121 196H122V195H121ZM123 196H124V195H123ZM152 196H153V195H152ZM168 196H169V195H168ZM176 196L180 197L179 194L176 195ZM183 196H184V195H183ZM187 196H188V193H187ZM220 196H221V195H220ZM229 196H230V195H229ZM243 196H244V195H243ZM9 197H10V196H9ZM9 197H7L8 200H9ZM49 197H50V195H49ZM51 197H52V196H51ZM136 197H137V195H136ZM155 197H156V196H155ZM166 197H167V196H166ZM237 197H238V196H237ZM36 198H37V197H36ZM38 198H39V197H38ZM38 198H37V199H38ZM60 198H61V197H60ZM65 198H67V197H65ZM104 198H105V200H107L105 196H104ZM104 198H103V200H104ZM115 198H116V197H115ZM118 198H119V197H118ZM122 198H124V197H122ZM129 198H128V199H129ZM131 198H132V199H131ZM137 198H138V197H137ZM141 198H142V195L140 196V199H141ZM143 198H145V197H143ZM158 198H159V197H158ZM174 198H176V197L174 196ZM206 198H207V197H206ZM209 198H211V197H209ZM241 198H242V196H241ZM241 198H240V199H241ZM260 198H261V197H260ZM26 199H28V197H27ZM51 199H52V198H51ZM55 199H56V198H55ZM138 199H139V198H138ZM140 199H139V201H140ZM149 199L151 200L152 197H149ZM156 199H157V198H156ZM0 200H1V199H0ZM6 200H7V199H6ZM24 200H25V199H24ZM29 200H31V199L29 198ZM40 200H41V199H40ZM65 200H66V199H65ZM105 200L103 201V204H104V202L106 203ZM112 200H114V199H112ZM112 200H111V201H112ZM186 200H187V198H186ZM199 200H201L202 205H203V202H204V201H202V199H199ZM199 200H198V201H199ZM209 200H210V199H209ZM230 200H231V199H230ZM257 200H258V199H257ZM259 200H260V199H259ZM259 200H258V201H259ZM4 201H5V200H4ZM15 201H16V200H15ZM37 201H38V200H37ZM54 201H55V200H54ZM54 201H53V202H54ZM67 201H69V198H67ZM94 201H95V200H94ZM94 201H93V203H94ZM139 201H138V203H139ZM144 201H145V200L143 199L142 202H144ZM146 201H147V199H146ZM146 201H145V204L148 205V203H146ZM195 201H196L195 199L187 200V202H188V204H189V206H190L191 208L194 207V202H195ZM226 201H227V199H226ZM261 201H262V200H260V202H261ZM263 201H264V198H263ZM6 202H7V201H6ZM11 202H12V201H11ZM38 202H39V201H38ZM41 202H43V201H41ZM50 202H52V200H50ZM112 202H113V201H112ZM114 202H115V201H114ZM120 202H121V200H120ZM147 202H148V201H147ZM183 202H184V201H183ZM15 203H16V202H15ZM28 203H29V202H28ZM30 203H31V202H30ZM35 203H36V202H35ZM39 203H40V202H39ZM43 203H44V202H43ZM79 203H80V202H79ZM110 203H111V202H110ZM136 203H137V202H136ZM140 203H141V202H140ZM154 203H156V202H154ZM179 203H181V202H179ZM256 203H257V202H256ZM6 204H7V203H6ZM22 204H23V203H22ZM26 204H27V203H26ZM36 204H37V203H36ZM51 204H52V203H51ZM63 204H64V203H63ZM131 204H132V203H131ZM131 204H130V205H131ZM157 204H158V203H157ZM200 204H201V203L199 202V206L197 207V205H196V208H199V207H200ZM225 204H227V203H225V201H224V205H223V206L226 208V205H225ZM261 204H262V202H261ZM15 205H16V204H15ZM24 205H25V203H24ZM60 205H61V204H60ZM65 205H66V204H65ZM92 205H94V204H92ZM95 205H96V204H95ZM106 205H107V203H106ZM116 205H117V204H116ZM124 205H125V204H124ZM124 205H122V206H124ZM178 205H179V204H178ZM178 205H176V206L178 207ZM182 205H183V204L181 203L180 206H182ZM185 205H187V203H185ZM202 205H201V206H202ZM28 206H29V205H28ZM62 206H63V205H62ZM135 206H136V205H135ZM143 206H144V203H143ZM176 206H175V207H176ZM262 206H264V205L262 204ZM262 206L259 205V207H258L259 210L262 209V208H261ZM29 207H31V206H29ZM48 207H49V205H48ZM55 207H56V206H55ZM79 207H80V206H79ZM107 207H108V205H107ZM115 207H116V206H115ZM119 207H120V206H119ZM175 207H174V208H175ZM202 207H203V206H202ZM205 207H206V206H205ZM224 207H222V208H224ZM16 208H17V206H16ZM37 208H38V207H37ZM37 208H36V209H37ZM77 208H78V207H77ZM90 208H91V207H90ZM138 208H139V207H138ZM146 208H147V207H146ZM182 208H183V206H182ZM182 208H181V209H182ZM196 208H195V209H196ZM225 208H224V210H225ZM263 208H264V207H263ZM51 209H52V208H51ZM55 209H56V208H55ZM120 209H121V207H120ZM134 209L136 210V209H137V206H136V208L134 207V208L132 209L133 213L135 212ZM144 209H145V208H144ZM148 209H149V206H148ZM178 209H179V208H178ZM181 209H180V210H181ZM199 209H200V208H199ZM206 209H207V208H206ZM12 210H13V213H12V215H13L16 211L14 212V209H13V208H12ZM53 210H54V209H53ZM53 210H52V211H53ZM100 210H101V209H100ZM121 210H122V209H121ZM140 210H141V209L139 208L138 211H140ZM170 210H171V209H170ZM175 210H177V209H175ZM193 210H194V209H193ZM196 210H197V209H196ZM200 210H201V209H200ZM224 210H223V211H224ZM236 210H237V207H236ZM252 210L254 211L253 208H252ZM263 210H264V209H263ZM24 211H25V210H24ZM147 211H148V210H147ZM181 211H182V210H181ZM181 211H180V212H181ZM183 211H184V209H183ZM189 211H190V210H189ZM197 211H199V210H197ZM221 211H222V210H219V211H217V212L220 213ZM27 212H28V211H27ZM47 212L49 213V212H50V209H49V211H47ZM55 212H56V211H55ZM61 212H62V211H61ZM79 212H80V211H79ZM79 212H78V213H79ZM142 212H143V211H142ZM175 212H176V211H175ZM178 212H179V210H178ZM178 212H176V213H178ZM180 212H179V213H180ZM184 212H185V211H184ZM184 212H183V213H184ZM201 212H202V211H201ZM208 212H210V210H209ZM237 212H238V211H237ZM239 212H240V211H239ZM249 212H250V210H249ZM251 212H252V211H251ZM257 212H259V211H257ZM260 212H262V211L260 210ZM23 213L25 214V212H23ZM48 213H47V215H48ZM53 213H54V212H53ZM78 213H77V214H78ZM128 213H129V212H128ZM133 213L131 212V214H133ZM172 213H174V212H172ZM176 213H175V214H176ZM183 213L181 214L182 216H183ZM187 213H188V212H186V214H187ZM189 213L191 214V211H190ZM189 213H188V214H189ZM192 213H193V212H192ZM222 213H223V212H222ZM231 213H232V211H231ZM231 213H230V214H231ZM253 213H254V215H255L256 210H255V212H253ZM199 214H200V213H199ZM199 214H198V217H199ZM210 214H211V213H210ZM227 214H229V213H227ZM256 214H257V213H256ZM34 215H35V213H34ZM40 215H41V216H44V215H42V214H40ZM134 215H136V213L133 214V216H134ZM184 215H185V214H184ZM216 215H217V214H216ZM223 215H225V214H223ZM223 215H222V216H223ZM231 215H232V214H231ZM231 215H230V216H231ZM250 215H251V213H250ZM23 216H26V215H23ZM29 216L31 217V214H30ZM45 216H46V214H45ZM51 216H52V215H51ZM53 216H54V215H53ZM128 216H129V215H128ZM131 216H132V215H131ZM176 216H178V215H176ZM182 216H180L181 219H182ZM187 216L189 217V216H192V215H187ZM187 216H186V219L188 218ZM202 216H203V215H202ZM208 216H210V215H208ZM222 216H221V214H220V218H219V220H218L217 228H222V229L224 230V227H225V226L227 225V223H228V220H224V218H226V216H228V215L224 216V218H223ZM137 217H139V216L137 215ZM137 217H135V218H137ZM178 217H179V216H178ZM178 217H177V218H178ZM183 217H184V216H183ZM192 217H195V219L197 218L196 216H192ZM192 217H190V218H192ZM203 217H204V216H203ZM210 217H211V216H210ZM214 217H215V216H214ZM214 217H213V218H214ZM250 217H252V216H250ZM31 218H32V217H31ZM38 218H39V217H38ZM41 218H42V217H41ZM48 218L50 219V213H49V217H48ZM125 218H127V214H126ZM125 218H124V220H126ZM130 218L132 219V217H130ZM130 218H128V219H130ZM133 218H134V217H133ZM139 218H140V217H139ZM205 218H206V217H205ZM205 218H204V219H205ZM230 218H232V217H230ZM247 218H248V215H247ZM252 218L254 219L255 217H252ZM19 219H20V218H19ZM25 219H26V217H25ZM29 219H30V218H29ZM32 219H34V218H32ZM32 219H31V221H32ZM42 219H43V218H42ZM128 219H127L126 221H128ZM143 219H144V218H143ZM143 219H142V222H143ZM145 219H146V218H145ZM145 219H144V220H145ZM183 219L185 220V218H183ZM183 219H182V220H183ZM193 219H194V218H193ZM195 219H194V221H195ZM208 219H210V218H207L206 220H208ZM241 219H242V217H241ZM241 219H240V220H241ZM245 219H246V218H245ZM249 219H251V218H249ZM46 220H47V218H46ZM138 220H139V219H138ZM140 220H141V219H140ZM140 220H139V221H140ZM146 220H147V219H146ZM146 220H145V221H146ZM188 220H189V219H188ZM210 220H211V219H210ZM212 220H213V219H212ZM234 220H235V219H234ZM0 221H1V220H0ZM17 221H20V220H18V218H17ZM39 221H41V220H39ZM43 221H45V220L43 219ZM121 221H123V219H122ZM121 221H119V222H121ZM126 221H125V222H126ZM139 221H138V225L141 226V225H140L141 223H139ZM199 221H200V220H199V218H198V224L201 223V222L203 221V219H202V221H200V222H199ZM263 221H264V219H263ZM33 222H34V221H33ZM36 222H37V217H36ZM119 222H118V223H119ZM129 222H130V220L127 222L128 225H130ZM134 222H136V221L134 220ZM203 222H204V221H203ZM209 222H210V221H209ZM234 222H235V221H234ZM247 222H250V220L247 221ZM20 223H21V222H20ZM31 223H32V222H31ZM130 223H131V222H130ZM188 223H189V222H187V224H188ZM237 223H238V222H235L234 224H237ZM241 223H242V222H241ZM0 224H1V223H0ZM17 224H19V223L17 222ZM23 224H24V223H23ZM133 224H136V223H133ZM211 224H212V223H211ZM211 224L209 223V226H210ZM232 224H233V223H231V226L234 225V224H233V225H232ZM246 224H248V223H246ZM261 224H262V223H260V225H261ZM14 225H16V224H14ZM121 225H122V224H121ZM123 225H124V224H123ZM125 225L128 226L127 224H125ZM202 225H204V224L201 223L200 225H198V227H199V226L202 227ZM205 225H206V223H205ZM239 225H240V224H239ZM263 225H264V224H263ZM263 225H261L262 232H263V230H264V228H262ZM20 226H21V224H20ZM22 226H23V225H22ZM25 226H26V225H25ZM132 226H133V225H132ZM135 226H136V225H135ZM206 226H207V225H206ZM206 226H205V227H206ZM227 226H228V225H227ZM258 226H259V224H257V228H258ZM245 227H247V225H246ZM15 228H16V227H15ZM15 228H14V230H15ZM30 228H31V227H30ZM122 228H124V227H122ZM203 228H204V226L202 227L201 230H203ZM207 228H208V227H206L205 230H208V229H209L208 231H210L211 227H209L208 229H207ZM229 228H230V227H229ZM229 228H228L227 230H229ZM242 228H243V230H244V227H242ZM248 228H249V227H248ZM248 228H247V229H248ZM259 228H260V226H259ZM18 229H19V228H18ZM27 229H28V228H27ZM27 229H26V230H27ZM116 229H118V228L116 227ZM157 229H158V227H157ZM230 230H231V228H230ZM237 230H240V231H241V229H239V227H238ZM250 230H251V229H250ZM117 231H118V230H117ZM196 231H197V230H196ZM198 231H199V230H198ZM247 231H248V230H247ZM260 231H261V230L259 229V235H260ZM200 232L202 233L203 231H200ZM205 232H206V231H205ZM221 232H222V231H221ZM225 232H226V230H225ZM22 233H23V232H22ZM198 233H199V232H198ZM227 233H229V232H227ZM230 233H231V232H230ZM239 233H241V232H239ZM242 233H244V232L242 231ZM242 233H241V234H237V233H236V230H235V233H234V234L239 235V236H236V237L233 236V238L235 237L238 243L240 242V240L238 241L237 237L239 238L240 235H243ZM245 233H246V232H245ZM245 233H244V234H245ZM251 233H252V232H251ZM24 234H25V233H24ZM160 234H161V233H160ZM206 234H207V233H206ZM208 234H209V232H208ZM219 234H222V233L219 232ZM261 234H262V233H261ZM20 235H21V233H20ZM119 235H120V234H119ZM134 235H135V234H134ZM134 235H133V236H134ZM192 235H193V233L191 234V236H192ZM230 235H231V234H230ZM246 235H249V234L246 233ZM255 235H256V232H255ZM257 235H258V234H257ZM120 236H121V235H120ZM126 236H127V234H126ZM126 236H125V237H126ZM135 236H136V235H135ZM160 236H161V235H160ZM208 236H209V235H207V237H208ZM251 236H252V234H251ZM251 236H250V237H251ZM18 237H19V239H20V237L22 238V235H21V236H18ZM130 237H131V236H130ZM189 237H190V236H189ZM189 237H188V239H189ZM192 237L194 238V236H192ZM247 237H248V238H246V239H248V241H250V239H249L250 237H249V236H247ZM263 237H264V236H263ZM133 238H134V237H133ZM133 238H132V239H133ZM158 238H159V236H158ZM160 238H161V237H160ZM160 238H159V239H160ZM190 238H191V237H190ZM196 238H197V237H196ZM235 238H234V240H235ZM242 238H243V237H242ZM257 238H258V236H257ZM25 239H26V238H25ZM118 239H119V238H118ZM134 239H135V238H134ZM194 239H195V238H194ZM21 240H23V239H21ZM120 240H121V239H120ZM123 240H124V239H123ZM129 240H130V239H129ZM135 240H136V239H135ZM216 240H217V239H216ZM234 240H233V241H234ZM159 241H160V240H159ZM202 241H203V240H202ZM255 241H256V240H255ZM259 241H260V239H259ZM237 242H234V243H237ZM238 243H237V245H239ZM240 243H241V242H240ZM235 245H236V244H235ZM235 245H234V246H235ZM237 245H236V246H237ZM245 245H246V243H245ZM247 245H248V244H247ZM236 246H235V247H236ZM233 248H234V247H233ZM237 248L239 249V246H238ZM242 248H243V247H242ZM240 249H241V247H240ZM240 251H241V250H240ZM234 253H237L236 255H238V252H237V251H236V252L234 251ZM236 255H235V256H236ZM228 256H229V255H228ZM241 256H242V255H241ZM236 257H239V256H236ZM229 258H231V256H230ZM239 258H240V257H239ZM232 259H233V258H232ZM236 260H237V259H236ZM229 261H230V260H229ZM232 261H233V260H232ZM234 261H235V260H234ZM218 262H219V261H218ZM227 262H228V261H226V263H227ZM233 263H234V262H233ZM228 264H229V263H228ZM249 264H251V262H249Z\"/></svg>", "mask_w": 264, "mask_h": 264}]
</instances>
